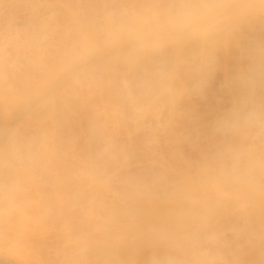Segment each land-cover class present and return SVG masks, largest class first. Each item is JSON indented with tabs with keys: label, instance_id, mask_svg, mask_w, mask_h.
<instances>
[{
	"label": "bare ground",
	"instance_id": "bare-ground-1",
	"mask_svg": "<svg viewBox=\"0 0 264 264\" xmlns=\"http://www.w3.org/2000/svg\"><path fill=\"white\" fill-rule=\"evenodd\" d=\"M5 1V0H4ZM9 1V0H8ZM7 1V2H8ZM15 0H13V2H14ZM19 1H21V2H18V0L17 1H15L16 3H21L22 5H19L18 7H19V9H18V7H17V5H15L16 3H13L12 2V6H16L15 7V9L13 8V9H11V11L12 12H10V11H7V15H8V12H10V14H12L14 11H16V9H17V11H16V13L18 12V10H20V9H22L23 8V5L25 4L26 5V7H25V5H24V10L22 9V11H20V14L18 13V14H16L15 15V12H14V16H16V20H17V17L19 18L17 21H19L20 23H21V21H32V22H30V23H32L33 24V22L36 24L37 22H41L40 23V27H42V29L44 28L45 30L44 31H41L40 29L41 28H39V26H38V24L39 23H37L36 25H33V27H35V30H39L40 32H41V35H40V33H38V32H35V33H33L35 30H33L32 31V35H31V33H30V29H29V31L27 30V31H25V29H24V31L26 32L25 34H23V36H22V39H24V40H20L19 39V34L20 35H22V33H20L21 31H19V28H18V32L17 33H19V34H17L18 36H16V35H14V33H12V32H16L17 30L16 29H14L12 32H11V29H13L12 28V26H11V24H9L10 23V21L9 20H7L8 18H9V16H12V15H10L9 14V16H6L5 18H3L2 17V13L4 12H6V9H5V11L4 10H2L1 9V7H0V9H1V11H3L2 13H0V15H1V17L3 18L2 19V21H0V22H2V24L0 23V27L2 28V30L4 31V29L5 30H7V33H9V32H11L13 35H14V37H16V38H13L12 36L13 35H11V36H6V31H1L0 32V34H2V32L5 34H3V35H1L0 36V38L2 37V38H4V39H6L7 37H8V39L7 40H9V41H7V42H9L8 44H6V46H1V45H5V42L3 41V42H1V44H0V89H2V88H4V90H5V87H7V88H10L11 89V91L13 90V87H12V85L13 84H15V85H13V86H15V90H14V92L13 93H10L9 92V95L10 94H12V96H5L4 97V95H3V97H1L0 96V100L2 101V104H3V106H1L0 108H4V112H6V113H8L7 115H5V119H4V115L0 118V119H2L1 120V124H0V134H1V132L2 131H4V130H6V126H7V123H8V121L10 120V119H12L13 117H16V116H20L21 115V112L23 113V111H26L27 112V109H28V107L34 102L33 101V99H37V100H39L42 104L43 103H47V102H45L46 101V99L44 98L45 96H46V94H47V92L48 91H50V89H52V88H50L51 86H57V85H59L61 82H64L65 83V81H67V84L69 85L70 83H71V85L73 86L74 84H72V81H73V83H77V85H80V86H83V87H81V89L79 88V90L78 89H76L77 90V92H76V97H77V95L79 96V97H77V100L76 101H78V103H76V105H74V106H76L75 108H77V112H75V108L73 107V109H75L74 110V112H71V111H69L68 110V108L71 110L72 108H70V106H69V104L67 105L66 103V105H67V107L65 106L64 107V109L65 108H67V110H68V112L67 113H69V112H71L70 114H68L67 116H66V118L63 116L64 114H62L61 115V117H60V115H58L57 114V111H58V109L61 107H59V106H56V105H53L52 103V105L53 106H55L54 108L56 109H54V110H52L53 112L54 111H56V113L54 112V116L55 115H58V116H55L56 118L57 117H59L60 118V120H61V118L63 119L64 118V120H62L63 121V126H62V129H63V131H65V133H63L62 131H61V122H60V120L59 119H54L52 116V118L54 119V121L51 123L50 121H49V119H48V121L50 122V124H49V126L51 125V127H47L46 125L44 126V124L45 123H47L48 124V122L47 121H45V120H43V117L41 118V116H39V118H40V120L42 119L44 122V124H42L41 123V121L39 122V123H41V124H38L37 122H38V120H39V118L37 119V117L38 116H36L35 118L37 119V121L35 120H33L32 119V122H31V120H29V119H31V118H33L34 117V115H33V113H30L29 111L27 112L28 113V115L30 114V116L31 115H33V117L31 116V118H27V116H24V118L26 117L27 118V121H29V123L28 124H33L32 126H26V123H24L25 125H24V127H27V128H23L22 126V129H25V130H27L28 129V127H31L30 129L32 130V127H33V131H29V135H28V133H25V134H27V136L25 137H23V135L21 134H18V128H17V123L16 124H13L14 125V127H10L12 130L15 128V130L17 129V131L16 132H14V131H11V133L12 134H10V133H8V134H10V140H9V138H6L7 140H6V144L8 143L9 145H7V146H5L4 148L3 147H1L0 146V157L1 156H3L4 154L3 153H8V155H11V157L12 158H15V159H17V160H19V159H25V157H26V155H27V157H30L31 158V160L29 159V158H27V160L25 159V160H23V161H27V163H28V165H27V163L25 164V162H24V164L23 165H25L23 168L24 169H30V170H26V171H31V173H35V172H33L35 169H40L39 168V166H40V164H41V168L44 170V168H43V164H42V162H44L45 160L47 161L48 160V158H50L51 156V158H53V156L55 157V156H57L58 158V160H59V156L61 157V156H63V155H65L64 153L66 152H68L69 151V153H67L66 155L68 156L67 158L69 159V158H71L73 161H75L76 163H73L74 165L75 164H77V165H73V164H69L70 162H68V159H66V156H64V159H66V161L68 162H64V163H60L61 165H57V166H61V169H62V171H65V169L64 168H67V167H64V166H70L69 167V169L67 168V170H66V172L64 173V172H62V175H61V177L62 178H64L63 176L65 175V174H67V175H65V179H62L61 177H60V179L61 180H65V181H67V180H69L68 181V183L67 182H60V180H58V178H59V176H60V173L58 174L56 171H55V169L53 170L52 169V173H53V171H55L54 172V176H52V175H50V176H52L53 178H54V180L55 179H57L58 181H59V183H57V181L55 180L54 181V183H52V184H57V185H61L62 183V185L65 187L66 185V183H67V185L69 184V182H73V179L71 180L70 178L71 177H73V174H76V175H78V177L77 178H75V180L74 181H76V183L75 182H73L72 183V185H73V194L75 193V194H77L76 196H77V199H78V205H76V201L73 203V204H75L76 206H78V208L76 207V209L78 210V211H80L81 213H84V214H90V216H87L88 218L86 219V220H83V223L84 222H87V221H89V223H96L97 221H95L96 220V214L97 215H99V214H101V212H102V214H105L106 216H107V218L106 219H104L105 218V216H104V220H105V222H106V220H107V222L109 221L110 222V224L111 223H114V224H111V225H114V228L112 229V227L110 228L111 230H106L107 228H109V227H107L106 229H105V235L104 236H106V240H104L105 239V237L104 238H102L104 241H106L107 243H108V240L109 239H111L112 240V242H113V245H114V243H116L115 241H117V242H119V243H117V245H116V247H118L119 249H118V252H120V253H122L123 255L124 254H126V256H124L126 259H128L129 257L130 258H132L131 256H133V257H135L136 258V262H137V258L138 257H136V255L137 254H139V253H137V254H134V253H136V252H138V251H136V249H134V255H131V254H129V255H127V249H125L126 248V246H129V244L133 247V245H138V244H140L138 241H136V244H134L133 242V245H132V243H131V241L133 240V241H135L136 239H137V235L140 233V232H144V227L142 228L141 226L143 225V224H145V223H143V222H146V221H150V219L148 218V220L146 219V221H144L145 220V217L143 218L144 220H142L141 219V221L142 222H139V224H141L142 223V225H140L139 227H138V225H137V227L138 228H142V229H138L137 227L135 228V223H136V220H135V218L140 214V218H141V216H144V215H141L143 212H141L142 211V208H141V211H139L138 213V215H137V213L135 212V211H138V210H140V208L138 209V207H136L137 206V204L136 203H139L140 201H142L141 200V198H144V197H146V195L145 194H143V195H145L144 197L143 196H141L142 195V193H144V192H146L147 191V189L145 190V189H143V191L144 192H142V190L140 191V193H141V195L139 194H136L135 195V197H136V199H135V197L133 198V196H134V194L135 193H137V192H139V189H141V188H139V186H138V191L137 192H135V187L134 188H129L127 185H130V184H128V182H127V179H129V180H131V178L134 176V174L133 173H135V172H137V170H139L140 172H141V170H143V169H146V167L148 166V163H146V162H144V163H141V161H143L142 159H138V160H140V162L138 161L137 163L139 164V163H141V164H139V165H137V163H135L136 164V167L134 166V168L132 167V169L131 168H129V167H127L128 166V164H129V160L128 159H130V158H132L131 156H134V155H136V153H138V152H134L133 150L136 148H134L132 151H128V150H131L130 148L128 149L127 148V150H126V145H132V147H134L136 144H134V143H131V142H133L134 140H131V136H129V134L131 135V133L129 132V128H126V130H125V136H124V138L122 137V138H120V137H118V134L120 133V131H119V127H120V123H124V124H126V125H128V124H133V128L134 129H137V130H141L142 131V133H144L145 132V134L147 133V136L148 135H150V136H155L156 138L157 137H160V134L163 136V138H169L170 139V136L171 135H174V136H176L178 139V141H179V139H181V140H183V139H185L186 137H184V138H179L177 135H180V134H182V136H183V134H185V133H190L189 131H194V133H196V129H197V131H198V133H199V129H201V127L200 128H194V127H192L191 125H190V121L192 120V119H190L191 118V110L195 107V105H197V102L196 101H193V97H191V94H188V92L189 91H187L186 89H188L187 88V86L186 85H183V84H181V82H179L178 80V82H175L174 81V79H173V81H172V83H170V84H168V88H167V90H166V93H167V96L165 97V98H161V99H159V101H151L152 103H150V102H148V101H146V106H142V104L145 102L144 100H143V102L142 101H137V99L136 100H133V96L131 95V92H130V90H131V87L130 86H128L127 85V80H126V78H127V76H126V72L124 73L123 71V73H119L118 71H119V66H121V65H123V66H127V67H131V66H138L137 67V69L138 68H142L141 66H139L138 64H135V65H130L129 64V61L131 60V58H132V56L135 54V55H138L137 54V52H147V56L148 57H150V58H152V60L154 59V65L153 66H155V69H153L154 67L152 66V68H150L151 69V71L150 70H147V68H146V70L145 71H138L139 73H135V71H136V69H135V71L133 72V76H131V79H132V77L135 79V81L134 82H137V83H133V85L135 84V85H137V84H139L138 82H142L143 83V81H145V80H147L146 78H148V76L150 77V73H152V74H155L156 72L157 73H159V68H160V66H158V64H159V61H161V63L162 62H164L165 64L166 63H169L172 59H175L174 58V56H173V58L171 59V57L172 56H170V55H172V54H170L169 53V49L171 48V49H173L176 53H178V55L180 54L181 56H178V57H180L179 59H176V61H178V62H181V61H183L184 62V66L183 67H185V71H183V72H185V78L187 79H192V78H194V72H195V70L194 69H192L191 67V69L189 68V66L188 65H190V63L188 62L189 61V59L190 58H192V57H194L195 58V56L194 55H196V54H204V53H206L207 54V56H205V58L206 59H208L209 61H210V63H219V58H218V54H219V51H217V50H215V49H217V45H218V39H220V37L218 38V39H214V38H212L210 35H212L213 36V34H209L208 35V32L209 33H211V32H214V31H211L210 32V30H212V29H214L215 30V28H213V27H211V25H209L210 23H207V22H209V21H205L204 20V18H203V20H202V18H199V20L201 19L202 21L201 22H198V20H197V17L196 18H193V19H195V20H197V22L198 23H202V24H199V27H195V25H196V22L193 24V23H191L192 22V20L190 19V18H188L187 19V14L189 13V12H192V13H194L195 14V12L197 11V10H203V8H198L197 9V7H199L198 6V4H200V3H198L197 1V4L195 3V2H193V1H195V0H193V1H189L188 3L186 2V4H185V0H184V2L183 1H180V3H177L176 1L175 2H172L173 0H165L164 2L166 3L164 6H163V4L164 3H162L163 2V0H157L158 2H156V0H154L156 3H153L152 2V0H151V3H149V1L147 2V4H148V6H145V7H143V5H141V10H140V3L139 2H135V1H140V0H134V2H132L131 0V2L133 3V5H131L132 3L129 1V0H124V1H128V2H125L126 4H129L130 3V5L127 7L126 6V4L123 2V0H119V3H117V4H115L116 2V0H99L98 2H97V0H95L94 1V3H92L93 5H91L90 3H89V7H88V3L86 4V5H81L82 3H80L81 1H83V0H78V3H76L77 1H75V0H70V1H72V3H73V5H72V3H71V5L69 4L68 6L69 7H67V8H65L64 9V7H65V5H63L62 3H61V1L59 0H57L58 1V3H56L55 2V0H19ZM85 1V0H84ZM202 1H204V0H202ZM215 1V0H214ZM219 1V0H218ZM218 1L216 0V3H218ZM228 1V0H227ZM226 0H225V2H227ZM235 2H234V5H231L230 6V9L232 10H234V7L233 6H235L236 8V11L234 10V13H232V11L229 9V7H227L226 9H228V10H230V11H226L225 10V8H218V6H217V11H218V9H219V11H222V12H220L219 14H221V15H224V17H225V20H228L229 21V29L231 30H234V31H232V32H236V36H227L228 38H226V40H225V42L223 43L222 41V45H221V48L224 50L223 52L225 53V57H227L226 59L228 60V62H230V65H228V67L227 68H229V67H231V68H233V66L231 65V63H233V65L235 66V65H237V66H240L241 65V63L244 61V62H246L245 64L243 63L241 66L243 67V65H245L244 67H245V70H244V68H240V69H238L237 67H234V68H237V69H228V70H225V71H223L222 69V71L221 72H219V73H214L212 76H211V80H212V82L213 83H215L214 85H221V82H223L224 84L226 83V82H228L226 85H228V84H230L231 86H233V89L228 93L229 95H231L229 98H231L230 99V104H229V106L227 107L226 105L228 104H224L225 103V101L224 102H222V100H221V102H220V100H218L217 99V97H215V99H217L218 100V103H219V106L221 107V108H223V105L226 107V108H224V109H219L218 110V112L219 113H216V116L214 115L215 114V111H214V113H213V118L214 117H216L217 118V122H216V119H215V122H214V120H213V122L211 121H209L210 123L208 124V125H205V126H207L206 128H205V132L206 133H209V138H210V141L209 142H212V141H215L213 144H215L216 143V141L218 142L219 140H220V137H222L220 134H223V133H225V132H227V130H229L228 132H229V134L228 135H232L231 137H230V139L228 138H226L225 137V139H224V137H222V139L217 143V144H219V143H221V141L223 142L224 140V143L226 142V145L227 146H225L224 144H222V145H224V146H218L217 144H215V146L217 145V147L219 148H209V150L208 151H206L205 152V150H207V148L205 149H203L204 151L202 152V154H198V156L199 155H201V161H203L202 162V165H203V163H205V164H207V163H209V162H211L210 164H212L211 165V167H213L212 169H210V171L209 170H205L204 169V173L206 174V176H207V180L208 181H210V180H214L215 178H217L218 176H220L221 175V173H222V168H223V170H224V167H225V165H226V167L228 166V170L229 169H232V171H234V172H236L235 174L237 175L238 173H239V171L241 172V169L242 168H244L242 165H240V164H244L245 163V160H247L246 161V165L247 166H252V169L254 170V171H252V172H254L255 174H262V173H264V170L262 171V173H260L261 171V169H262V167L264 166V133H259L260 134V136H258L257 135V131L256 130H253V132L254 133H252L256 138H258V137H260L259 139H261V141L262 142H260V144H261V148H259L258 147V145L256 146V147H258V149H261V150H258L255 146H252V150L251 151H249V148H251V146L249 147V148H247L246 149V147H245V149H246V154L247 155H249V156H247L246 154H245V156H247V158L245 157V159H244V161H242L241 162V160L240 159H238L237 161L236 160H234V162L232 161V162H230V164H231V166H229V164H228V162L227 161H229L228 159H230L231 158V156H229V154H230V149L231 148H233V146L231 147V148H229L228 147V145L231 143V144H233L232 143V141H233V139H234V141L237 139V138H239V140H238V142L239 141H242V140H245V139H243V137L244 138H246V139H249V138H251V136H253V135H249V134H247V133H250L249 131H247V130H245L244 128H243V126H242V122H243V119H244V116L246 115V112L247 111H250V110H252V109H259V110H261V111H264V93H263V91H264V87L262 88H260L259 86L261 85V82L263 81V83L262 84H264V80L263 79H261V78H264L263 77V75L264 74H262V73H264V71H263V63H264V60H263V57H264V47H262V45H264V44H262L263 42L262 41H264V0H234ZM59 2L61 3V6H60V4H59ZM65 2V1H64ZM67 3H69V1L67 0L66 1ZM96 2V3H95ZM121 2V3H120ZM123 2V3H122ZM141 2V1H140ZM143 2V1H142ZM162 4H161V3ZM168 2V3H167ZM205 2V1H204ZM210 2V1H209ZM213 2V1H212ZM220 2H221V0H220ZM4 3V2H3ZM135 3V4H134ZM136 3H138V4H136ZM211 3V2H210ZM224 2H222V4H223ZM227 3H232L233 4V1L231 2V0H230V2H227ZM227 3H224V5L225 6H227ZM14 4V5H13ZM55 4L57 5V7L59 6V8H58V10H57V8H56V6H55ZM96 4V5H95ZM146 4V3H145ZM146 4V5H147ZM151 4H154L153 6H152V8H151ZM197 6H196V5ZM212 4H215L214 2L212 3ZM62 5H63V7H62ZM205 5H207V6H211V5H209L208 3H206ZM228 5H230V4H228ZM9 6V5H8ZM7 6V7H8ZM22 6V7H21ZM165 6H166V8H165ZM202 6L204 7V9H206V12H207V8L204 6V4L202 3ZM221 6V5H220ZM62 7V8H61ZM151 8L150 10H152V15H151V12L149 11V9L148 8ZM189 7V8H188ZM200 7H201V5H200ZM212 7V6H211ZM222 7V6H221ZM233 7V8H232ZM9 9H10V7H8ZM60 8L62 9L61 11H60ZM143 8H146L145 10H143ZM9 9H7V10H9ZM147 9H148V11L149 12H146L147 11ZM164 9V10H163ZM197 9V10H196ZM212 9H214V8H212ZM215 9H216V7H215ZM211 10V9H210ZM59 11V12H58ZM63 11H65V12H63ZM212 11V10H211ZM214 11H216V10H214ZM22 12V13H21ZM198 12V11H197ZM196 12V13H197ZM205 12V11H204ZM213 12V11H212ZM3 13V15H5ZM150 14V16L149 15H147V14ZM200 13V12H199ZM203 13V12H202ZM208 13V12H207ZM207 13H205V14H207ZM214 13V15H215V12H213ZM212 13V14H213ZM190 14V13H189ZM198 14V13H197ZM205 14H204V17H205ZM210 14V13H209ZM19 15V16H18ZM60 15V16H59ZM214 15H209V16H207L206 15V17L205 18H208V20H210V21H212L211 19H209V18H211V16H213V17H215ZM14 16H13V20H12V18L10 17L9 19L10 20H12V25H14L13 24V22H14ZM148 16L150 17V18H152L153 19V21H155V22H157L158 21V23L155 25V23L153 24H151L150 22H149V20L148 19H150V18H148ZM189 16H193V15H189ZM8 17V18H7ZM200 17V16H199ZM203 17V16H202ZM217 17H218V19H219V17L220 16H218L217 15ZM7 18V19H6ZM59 18H61V19H64V20H60L59 21ZM126 18H128V19H126ZM221 18V17H220ZM215 19H217V18H215ZM214 19V20H215ZM222 19H224V18H222ZM0 20H1V18H0ZM5 20H7L6 22H9L8 24L10 25V27H11V29L8 27V24H6V23H4V25L6 24V26L8 27H6V26H4V29H3V27L1 26V25H3V21L5 22ZM15 20V21H16ZM21 20V21H20ZM127 20V21H126ZM224 20V21H225ZM16 21V22H17ZM36 21V22H35ZM150 21H151V19H150ZM191 21V22H190ZM217 21V20H216ZM19 22H17L18 24H19ZM206 22V23H205ZM218 22H219V20L217 21V25H218ZM28 23V22H27ZM198 23H197V25L196 26H198ZM215 23V22H214ZM224 23V22H223ZM16 24V23H15ZM17 24V25H18ZM26 24V23H25ZM25 24H23V26H25ZM211 24H212V22H211ZM227 24H228V22H227ZM17 25H15V27H23L22 25L21 26H17ZM216 25V24H215ZM28 27H29V25H27ZM27 26L25 27V28H27ZM38 26V27H37ZM226 26V25H225ZM14 27V28H15ZM30 27L32 28V25H30ZM216 27V26H215ZM217 27H219V25L217 26ZM20 28V29H21ZM223 28V27H222ZM225 28V27H224ZM227 28V27H226ZM8 29L10 30V31H8ZM28 29V28H27ZM219 29V28H218ZM217 29V30H218ZM221 29V28H220ZM16 30V31H15ZM48 30V31H47ZM228 30V29H227ZM22 32H23V28H22ZM221 33H222V31H220ZM24 33V32H23ZM27 33H28V36H26L27 35ZM43 33V34H42ZM214 33H217L216 32V30H215V32ZM228 33H229V31H228ZM16 34V33H15ZM30 34V35H29ZM231 34V33H230ZM235 34V33H234ZM8 35H10V33L8 34ZM25 35V36H24ZM221 35V34H220ZM31 36V39H30V41H28V42H26L27 41V38L29 39V37ZM217 36V35H216ZM223 36H225V35H223ZM223 36L221 37V38H223ZM9 37H10V39L12 40V41H10V39H9ZM23 37H26V39L25 38H23ZM215 37V36H214ZM218 37V36H217ZM238 37H243L242 38V40H240V39H238ZM18 38V39H17ZM18 41H17V40ZM213 39L214 40H217V42L216 41H213ZM245 39H248V40H245ZM16 42H15V41ZM20 40V41H19ZM223 40V39H222ZM26 43H25V42ZM220 41V40H219ZM13 42H15V44L16 45H14L13 44ZM19 42H21V43H23V44H19ZM220 42V43H221ZM4 43V44H3ZM11 43L13 44L12 46H10L11 48H9V46L8 45H11ZM6 47H8L6 50H5V48ZM12 47H14V48H12ZM208 47H211V48H213V49H210V48H208ZM10 49V50H9ZM12 49V50H11ZM172 50V51H173ZM221 50V49H220ZM173 51V52H174ZM200 51V53H198ZM206 51V52H205ZM195 52H197V53H195ZM203 52V53H202ZM220 52H222V51H220ZM176 53H175V55H176ZM190 53H195L194 55H191ZM223 54V53H222ZM134 55V56H135ZM142 55H143V53H142ZM192 56V57H190V56ZM141 56V55H140ZM139 56V57H140ZM146 56V57H147ZM263 56V57H262ZM145 57V56H144ZM222 57V56H221ZM259 57V58H258ZM134 58V57H133ZM137 58H138V56H137ZM135 59V58H134ZM138 59H140V58H138ZM222 59V58H221ZM225 59V60H226ZM137 60V59H136ZM188 60V61H187ZM224 60V61H225ZM132 62H131V64L133 63L134 64V62H133V59L131 60ZM192 61V60H191ZM195 61V60H194ZM206 61V60H205ZM223 61V60H222ZM237 61V62H236ZM137 62V61H136ZM135 62V63H136ZM142 62V61H141ZM177 62V63H178ZM183 62H181L182 64H183ZM138 63V62H137ZM148 63V62H147ZM181 63H180V65H181ZM221 63V62H220ZM225 63L227 64V62L225 61ZM150 64V63H149ZM165 64H163V65H165ZM200 64V66H201V63H199ZM198 64V65H199ZM205 64V63H204ZM222 64V66H223V63H221ZM141 65V64H140ZM159 65H161V64H159ZM178 65V64H177ZM220 65V64H219ZM143 66V65H142ZM188 66V67H187ZM205 67H206V65H204ZM221 66V65H220ZM246 66H247V68H246ZM261 66H263V67H261ZM145 67V66H144ZM147 67V66H146ZM175 67H178V66H176L175 65ZM182 66H179V68H181ZM260 67H261V70L263 71H261L260 70ZM122 68H124V67H122ZM121 68V69H122ZM135 68V67H134ZM188 68V69H187ZM209 68V67H208ZM125 69V68H124ZM156 69H158V70H156ZM243 71H242V70ZM247 69H249V71L247 70ZM131 70V69H130ZM205 70H207L206 68H204L203 69V71L205 72ZM234 70V71H233ZM121 71V70H120ZM127 71V70H126ZM202 71V72H203ZM259 71V72H258ZM100 72H101V75H104L103 77H98V76H100ZM137 72V71H136ZM153 72H155V73H153ZM173 72V71H172ZM248 72V73H247ZM251 72H253V74H255L256 72L258 73V75H257V77L255 76L254 78L251 76L252 75V73L250 74ZM99 74L98 76H96L97 74ZM129 73V72H128ZM256 73V74H257ZM175 74V73H174ZM177 74H178V68H177ZM177 74H175V75H177ZM159 75V74H158ZM174 75V76H175ZM179 75H180V73H179ZM198 75V74H197ZM203 75V74H202ZM249 75H250V77H249ZM157 76V75H156ZM173 76V75H172ZM130 77V76H129ZM201 77V76H200ZM204 77V76H203ZM209 77V76H208ZM88 78V79H87ZM95 78H96V81H95ZM99 78V79H98ZM151 78V77H150ZM154 78V77H153ZM171 78V75H170V77H169V79ZM172 78H174V77H172ZM175 78H177V77H175ZM179 78H180V76H179ZM257 78H259V79H257ZM79 79H81V80H79ZM130 79V78H129ZM155 79V78H154ZM203 79V78H202ZM201 79V80H202ZM79 80V81H78ZM158 80V79H157ZM161 80V79H160ZM172 80V79H171ZM193 80V79H192ZM256 80H258V81H256ZM71 81V82H70ZM118 81H122L123 82V86H118V84H117V82ZM129 81V80H128ZM154 81V80H153ZM93 82V83H92ZM121 82V83H122ZM132 81H130V84L132 85V83H131ZM147 82V81H146ZM159 82V81H158ZM175 82V83H174ZM174 83V84H173ZM203 83V82H202ZM222 83V84H223ZM146 84V83H145ZM150 84V83H149ZM149 84H147V85H149ZM164 84V83H163ZM166 84V83H165ZM204 84V83H203ZM62 85H63V83H62ZM61 85V86H62ZM92 85V86H91ZM97 85L98 87L96 88L95 86ZM134 85V86H135ZM142 85V84H141ZM230 85H228V87L230 86ZM61 86H58V88L56 87L55 89L57 90V89H59V87L61 88V89H63L64 91H65V88H66V90L68 89V87H70V86H66V85H63L64 86V88H62ZM72 86H71V90H69L68 89V91H75V90H73L72 89ZM75 87H74V89L76 88V85H74ZM88 86H90V87H88ZM133 86V87H134ZM139 87H140V85H138ZM154 86V85H153ZM219 86L217 87V88H219ZM223 86V85H222ZM264 86V85H263ZM86 87H88V88H86ZM156 87V86H155ZM159 87V86H158ZM161 87V86H160ZM163 87V86H162ZM161 87V88H162ZM209 87H210V85H209ZM214 87V86H213ZM225 87V86H224ZM94 88V89H93ZM136 89H137V86L135 87ZM134 88V90H136ZM142 88V87H141ZM161 88H159V90L161 89ZM223 88V87H222ZM55 89H53V90H51L52 92L51 93H53V91H56ZM60 89V91L61 92H63V90H61ZM95 89H97V91H98V95L96 96V95H94L95 93H94V91L93 90H95ZM140 89V88H139ZM147 89V88H146ZM211 89V88H210ZM220 89H221V87H220ZM225 89H227V88H225ZM263 89V90H262ZM3 90V89H2ZM1 90V91H2ZM154 90H156V88H154ZM184 90H186V93H185V95L186 94H188L187 96H181L183 93V91ZM221 90H223V89H221ZM260 90V91H259ZM96 91V90H95ZM132 91V90H131ZM137 91H139V90H137ZM203 91V90H202ZM226 91V90H225ZM3 93H6L7 92V90H5V92L4 91H2ZM66 93H67V91H65ZM119 92V93H118ZM139 92H141V91H139ZM138 92V93H139ZM191 92V91H190ZM217 92V91H216ZM220 92H222V91H220ZM66 93H65V95H66ZM72 93V92H71ZM78 93H80V94H78ZM142 93V92H141ZM145 93V92H144ZM201 94H202V92H200ZM223 93V92H222ZM221 93V94H222ZM225 93V92H224ZM59 94H61L62 96H63V93H60L59 92ZM58 93L55 95V93H53V95L50 97V99L52 100V97L54 98V97H56L57 95H59ZM68 94H70L69 92H68ZM67 94V95H68ZM116 94H118L117 96H125V100L126 101H128L129 102V104H128V107H130L131 108V111L132 110H139V108L141 109L140 110V115L139 116H135V115H125L124 114V107H125V104L123 105L122 104V102H121V100H120V98H115L114 96H116ZM134 94V93H133ZM148 94V93H147ZM159 94V93H158ZM0 95H2V93L0 92ZM13 95H15V97H13ZM55 95V96H54ZM61 95H59V97L60 98H62L61 97ZM64 95V96H65ZM71 96H72V94H70ZM74 95H75V93H74ZM140 95V94H139ZM152 95V94H151ZM165 95V94H164ZM64 96H63V98H64ZM93 96H96V98H94ZM137 96V95H136ZM203 96V95H202ZM225 96V98H227V95H224ZM16 97L18 98V99H16ZM49 97V96H48ZM68 99H69V101H70V99L71 98H69V96L67 97ZM92 98H94L95 100L92 102ZM123 97H121V99H122ZM137 98H139V97H137ZM157 98V97H156ZM159 98H160V96H159ZM55 99H57L58 100V98L56 97ZM68 99H66V102L68 101ZM158 99V98H157ZM219 99H220V97H219ZM228 99V98H227ZM60 101H61V99H59ZM124 100V101H125ZM140 100H142V99H140ZM149 100V99H148ZM229 100V99H228ZM60 101H59V103H60ZM63 101H65V99H63ZM61 102L63 105H65L64 104V102ZM68 101V103H70V105H71V102H69ZM97 101V102H96ZM123 101V100H122ZM9 102L10 103H12L11 105L13 106V112L11 111V112H9L8 111V107H9V110L11 109L10 108V105H9ZM49 102H50V100H49ZM52 102H54V99L52 100ZM92 102V103H91ZM37 103H39V102H37ZM73 103V102H72ZM94 103H96V105L94 104ZM48 104H50V103H47L46 105H47V107L46 106H42L44 109L42 110V112H43V114L45 115V113L47 112V113H49L48 111H45V109H48ZM55 104H57V103H55ZM91 104H94V105H91ZM34 104H33V108H34ZM38 107L40 106V104L39 105H37ZM36 106V110H37V107ZM40 106V107H41ZM53 106H51L52 108H53ZM72 106V105H71ZM90 106H92L91 108H90ZM41 107V108H42ZM58 109H57V108ZM127 107V106H126ZM3 108L0 110L1 112H3ZM29 108H31V107H29ZM41 108H40V112H39V110H38V112H39V114L38 113H36V110L35 109H33V110H35V113L36 114H38V115H40V114H42L41 113ZM49 109L51 110V108H50V106H49ZM100 109V110H99ZM7 110V111H6ZM31 110H32V108H31ZM49 110V111H50ZM60 110H61V108H60ZM213 110V109H212ZM52 111H50L51 112V114H52ZM45 112V113H44ZM34 113V114H35ZM60 113H62L61 111H60ZM102 115H100V114ZM136 113V112H135ZM35 114V115H36ZM51 114H49V116L51 115ZM137 114V113H136ZM26 115V114H25ZM44 115H42V116H44ZM94 115V117H96L95 115H100L99 117H98V119H101L102 117H103V122H99L97 125H96V123H94L93 125H96L97 127H93V128H91V126L89 125V122H88V118L90 117V116H93ZM46 116H48V115H46ZM49 116L48 117H46V118H49ZM63 116V117H62ZM21 117V116H20ZM22 117H23V115H22ZM22 117H21V119H22ZM50 117V118H51ZM93 117V118H94ZM45 118V119H46ZM3 119H4V121H3ZM17 120V119H16ZM25 121H26V119H24ZM47 120V119H46ZM51 120V119H50ZM91 120V119H90ZM19 121V120H18ZM18 121H15V122H18ZM24 121V122H25ZM33 121H34V123L36 122L37 123V126H35L34 125V123H33ZM94 121H96V120H94ZM69 123V125H72V124H74V128H77V129H79V132H78V134H74V133H76V132H74L73 133V131L74 130H72L71 131V127L72 126H70L69 128H67V130H66V125L65 124H68ZM70 122H72V124L70 123ZM88 123V125L86 126V124ZM92 122V121H91ZM21 123V122H20ZM22 123H23V121H22ZM212 123V124H211ZM68 125V126H69ZM19 126V125H18ZM21 127H20V129H21ZM9 128V130H11ZM203 128H204V126L202 127V130H203ZM193 129H195V130H193ZM206 129H207V131H206ZM209 129V130H208ZM131 130V129H130ZM188 130V132H186ZM8 131V130H7ZM20 131H22V132H25V131H23V130H20ZM67 131V132H66ZM140 131V132H141ZM192 131H191V133H192ZM209 131V132H208ZM26 132H28V131H26ZM132 132V131H131ZM139 132V131H138ZM6 133V134H7ZM15 133H17L16 134V136H17V138H15ZM20 133V132H19ZM127 133V134H126ZM202 133H204V132H202ZM215 133H216V135H218V137H217V139H214L215 137H213V135L215 136ZM231 133V134H230ZM250 133V134H251ZM5 134V135H6ZM8 134H7V137H8ZM14 134V135H13ZM24 134V133H23ZM66 134V135H65ZM91 135L90 137H91V141H89L90 139H88L87 138V135ZM157 134H159L158 136H156ZM205 134V133H204ZM212 134V135H211ZM226 134V135H227ZM247 134V135H246ZM18 135H20V136H18ZM188 135H190V134H188ZM1 136V135H0ZM127 136V138L129 137L130 138V140H131V142L129 143V141H128V139H126V141H128L127 142V144L125 145V137ZM150 136H149V138H150ZM162 136H161V138H160V140L162 139ZM181 136V135H180ZM198 136V135H197ZM258 136V137H257ZM75 137H77V139H78V142L80 141V144L78 143V145H76V143H75V141H74V138ZM143 137H145L144 135H143ZM155 137H151V139L152 140H150V143H151V145H152V147L154 148L155 146H157V144L156 143H159V141H157V139L155 138ZM176 137H173V138H176ZM195 137V136H194ZM200 137V136H199ZM4 138V137H3ZM3 138H2V140H3ZM148 138V139H149ZM155 138V139H154ZM172 138V137H171ZM39 139V140H38ZM146 139V138H145ZM224 139V140H223ZM226 139L228 140V143H229V140H231V142L228 144L227 143V141H226ZM1 140V141H2ZM24 140V141H23ZM43 142V145H42V142ZM76 140V139H75ZM176 140V139H175ZM177 140H176V143L178 144V142H177ZM0 141V142H1ZM37 141V142H36ZM38 141H40L39 143H38ZM145 141V140H144ZM152 141H155V143H152ZM157 141V142H156ZM162 141H164V139L162 140ZM162 141H160V143H163ZM166 141H168L167 139L165 140V142ZM172 141H174V140H172ZM171 141V142H172ZM202 141V140H201ZM204 141V140H203ZM252 141V140H251ZM250 141V142H251ZM258 141L259 140H257V144H259L258 143ZM3 142L5 143V140H3ZM35 142V143H34ZM145 142H149V140L147 141H145ZM144 142V143H145ZM163 143V144H166V143ZM169 142V141H168ZM175 142V141H174ZM174 142H172V144L174 143ZM182 143H183V141H181ZM187 142V141H186ZM184 143L183 145H185V144H187V146H189L190 148H191V146H192V144L190 143V142H187V143ZM245 142H246V144H247V140H245ZM245 142L243 141V142H241V144H245ZM254 142V140L252 141V143ZM38 143V144H37ZM135 143H136V141H135ZM141 143H142V141H141ZM175 143V144H176ZM190 143V144H189ZM195 143V142H194ZM240 143V142H239ZM255 143V142H254ZM34 144V145H33ZM40 145V147H38V146H36V145ZM134 144V145H133ZM140 144V143H139ZM143 144V143H142ZM154 144H156L155 146H153ZM171 144V143H170ZM169 144V147L171 146ZM200 144V143H199ZM198 144V145H199ZM230 144V145H231ZM241 144H240V146H241ZM243 144V145H244ZM259 144V145H260ZM32 145H33V147H35L36 146V150H34V148L32 147ZM130 145V146H131ZM138 145V144H137ZM146 145V144H145ZM159 145V144H158ZM179 146L181 145L180 144V142H179V144H178ZM178 145H174V147L175 146H177V148H178ZM209 145V144H208ZM212 145V144H211ZM229 145V146H230ZM243 145H242V147H243ZM248 145V144H247ZM253 145V144H252ZM3 146H4V144H3ZM130 146H127V147H130ZM148 146V145H147ZM173 146V145H172ZM186 146V145H185ZM131 147V148H132ZM182 147V146H181ZM188 147V148H189ZM248 147V146H247ZM70 148H71V150H72V153H71V150H70ZM149 148V147H148ZM173 148V147H172ZM23 149H25V150H23ZM43 149V150H42ZM179 149V148H178ZM243 149H244V147H243ZM259 151V152H257V150ZM27 150V151H26ZM62 150H64V151H62ZM127 152H129L130 154V156L129 157H125L124 158V156H126L125 154L127 153ZM144 150V149H143ZM145 150H147V149H145ZM175 150L177 151V149L175 148ZM201 151H202V148L200 149ZM199 150V151H200ZM232 150V149H231ZM239 150V149H238ZM22 151H24V152H22ZM42 151H44V153L47 155H45V154H43L42 153ZM119 152V154H115V152ZM142 151V150H141ZM174 151V150H173ZM173 151H171L172 153H173ZM200 151V152H201ZM225 151H226V153H228V155L227 156H229V157H226L225 156ZM233 151V150H232ZM247 151H248V153H247ZM29 152V155L27 154ZM170 151H169V153H168V155L167 156H169L170 158H173V154L171 153ZM199 152V153H200ZM243 153H244V151H242ZM2 153V154H1ZM63 155H62V154ZM122 153L124 154L123 156H122ZM131 153H135L134 155L133 154H131ZM172 155H171V154ZM175 153V152H174ZM194 153V152H193ZM250 153V154H249ZM26 154V155H25ZM112 154L114 155H118L119 156V159H118V156H117V158H116V156L115 157H112ZM120 154H121V157H120ZM139 154V153H138ZM143 155H144V152L142 153ZM161 154V153H160ZM170 154V155H169ZM191 154H192V152H191ZM196 154V153H195ZM232 154H234V153H232ZM163 155H165V154H163ZM163 155H159V158H158V155H157V157H156V159L158 158V161L159 160H162V159H160V157H166V156H163ZM177 155H178V157H179V152L177 153ZM231 155V154H230ZM7 156V155H6ZM46 156V157H45ZM142 156V155H141ZM197 156V157H198ZM4 157V156H3ZM8 157V158H7ZM6 158L7 159H9V158H11V157H9V156H7ZM84 157V158H83ZM85 157H87V159H85ZM143 157V156H142ZM175 157H176V155H175ZM174 157V158H175ZM180 160H179V158H178V160H179V162L181 161V162H183L182 160H185V159H183L182 158V156L180 155ZM194 157V156H193ZM200 157V156H199ZM233 157V156H232ZM239 157H241V156H239ZM41 158H43V159H41ZM124 158V159H123ZM128 158V159H127ZM136 159L137 160V158L136 157H133L132 159ZM152 158H154V157H152ZM227 159V161H225V163H227V164H223V161H224V159ZM237 158V157H236ZM4 159V158H3ZM6 159V160H7ZM15 159L14 160H12V161H15ZM35 159H36V161H37V163H39L38 161H40L41 162V160H42V162L41 163H39V165H38V168H37V163L35 162ZM57 159H55V160H53V161H56ZM64 159L62 160V158H61V161H64ZM82 159H85V160H82ZM127 159V160H126ZM135 159L134 160H132V161H134L135 162ZM155 159V160H156ZM169 161H170V159L169 158H167ZM177 159V158H176ZM174 160V159H171V160H174L173 162H175V161H177L178 162V160ZM1 160V159H0ZM10 160V159H9ZM29 160V161H28ZM33 160H34V163H36V167L33 165V164H31L30 163V165L31 166H29V162H33ZM50 161H51V159H49ZM167 160V161H168ZM192 160V159H191ZM199 161L200 160V158L198 159H195V163H196V165H195V167L198 165V167H197V169H199V166H200V164H201V162H199V163H197L196 161ZM231 160H232V158H231ZM240 160V161H239ZM262 160V161H261ZM11 161V160H10ZM10 162V163H13V162ZM21 161V160H20ZM126 161H129V162H127L126 163ZM154 161V160H153ZM153 161H151L150 163H149V165L151 166L152 164H153ZM165 161H166V159H165ZM164 161V159H163V162H165ZM1 162H2V164L4 165L5 163H7L6 161H2L1 160ZM49 162V161H48ZM59 162H60V160H59ZM58 161H57V163H59ZM99 162H101V163H99ZM160 162V161H159ZM162 162V163H163ZM171 162V161H170ZM193 162V163H194ZM241 162V163H240ZM244 162V163H243ZM14 163H16V161L14 162ZM46 163V162H45ZM44 163V164H45ZM99 163V164H98ZM108 163H111L112 164V169H110L109 167H108ZM154 163H155V161H154ZM161 163V162H160ZM161 163V164H162ZM169 163V162H168ZM172 163V162H171ZM2 164H0V167H1V165ZM19 164H20V162H19ZM19 164L18 163H16L15 165H17V167L19 166ZM47 164L48 163H46L45 165L47 166ZM56 164V163H55ZM97 164V165H96ZM132 164V163H131ZM130 164V165H131ZM167 164V163H166ZM210 164H208V166H207V168L206 169H209V165ZM2 165V166H3ZM10 165H13V164H10ZM22 165V164H21ZM21 165H20V167H21ZM26 165L27 166H29L28 168H26ZM33 165V166H32ZM49 165H53V164H50L49 163ZM99 165V166H98ZM174 165V164H173ZM246 165H244V166H246ZM51 166H49V167H51ZM57 166H55V167H57ZM64 168H63V167ZM74 166V167H73ZM153 167L155 166V164H153L152 165ZM192 166V165H191ZM4 167V169H6V165L5 166H3ZM7 167H10V166H8V164H7ZM12 167H14V166H12ZM12 167H10V168H8V169H11V171H12ZM16 167V166H15ZM14 167V168H15ZM32 167H35V169L34 168H32ZM99 167V168H98ZM156 167V166H155ZM194 167V165H193V168H195ZM242 167V168H241ZM2 168V167H1ZM0 168V169H1ZM14 168H13V171H14ZM22 168V169H23ZM54 168V167H53ZM139 168H142L141 170L139 169ZM264 168V167H263ZM17 169H19V170H17L16 171V169H15V171H16V173L18 174V172H20L22 169H20V168H17ZM32 169H34L33 171H32ZM46 169V171H48V170H50V168H48V170H47V167L45 168ZM57 169V168H56ZM154 169V168H153ZM197 169H194V171L195 170H197ZM226 169V168H225ZM250 169V168H249ZM43 170H41L40 169V171H39V173H38V176H37V178L35 177L34 178V174H31L32 176H30V173H29V176L30 177H32V178H34V181H32V182H36V184L35 185H39V183H40V186H39V188L41 187V186H43V187H41V189H43L44 188V186H45V188H46V186H47V188H46V190H48V189H50V188H52L53 187V185H52V187L50 186V188H48V184L49 183H47L46 182V184L44 183V182H42L41 180L43 179H40L39 180V178H40V176H39V174H41L42 172H43ZM1 171H3V170H1ZM0 171V172H1ZM7 171V169L5 170V172ZM58 171H59V169H58ZM61 171V170H60ZM59 171V172H60ZM74 171V172H73ZM75 171H77V172H75ZM207 171H209V172H207ZM225 171L226 170H224L223 171V173H225ZM248 171V170H247ZM251 171V170H250ZM257 171H259V172H257ZM48 172H51V171H48ZM238 172V173H237ZM249 172V171H248ZM8 173V171L6 172V174ZM23 173H25V174H27L26 172H25V170H23V171H21V173H19L20 174V177H23V175H25V174H23ZM227 173V172H226ZM8 174H10V173H8ZM7 174V175H8ZM14 175H15V173H13ZM12 174V175H13ZM15 175V177H16V179H18V182H19V180H20V182H19V184H23V183H21V181H22V178H20V177H18L17 178V176L19 175ZM22 174V175H21ZM45 174L46 173H44V176H45ZM143 174V173H142ZM234 174V175H235ZM1 175H4V173L2 172V174ZM11 175V176H12ZM13 175V176H14ZM36 175H37V173H36ZM47 175L49 176V174L47 173ZM144 175V174H143ZM142 175V176H143ZM146 175V174H145ZM11 176H5L4 175V177L6 178H10L9 180H10V182H12L11 181ZM26 176H28V174L26 175ZM28 176V177H29ZM50 176H49V180L46 178L47 176H45V178H44V180L43 181H46V180H48V181H51L50 180ZM131 176V177H130ZM251 176V175H250ZM4 177H1L0 176V178L2 179V178H4ZM42 177V176H41ZM129 177V178H128ZM145 177V176H144ZM25 178V180H27L26 178L27 177H24ZM32 178H29L30 180L32 179ZM142 178V177H141ZM0 179V181H2ZM13 179V178H12ZM35 179H36V181H35ZM38 179V180H37ZM77 179V180H76ZM100 179H102V181L103 182H97L98 180H100ZM206 179V178H205ZM4 180V179H3ZM6 180V182L8 181L7 179H5ZM5 180H4V182H5ZM24 180V181H25ZM53 180V179H52ZM16 181V182H15ZM40 181V182H39ZM113 181H116L115 183L117 184V185H113L112 183H113ZM23 182V181H22ZM28 182V181H27ZM32 182H30L31 183V190H32V187H34V184H33V186H32ZM39 182V183H38ZM111 182V183H110ZM127 182V183H126ZM143 182V181H142ZM227 182V181H226ZM9 183V182H8ZM13 183V182H12ZM12 183H10V185L12 184ZM15 183H17V180H15L14 179V184L13 185H11V186H16V184ZM24 183H26V182H24ZM42 183V184H41ZM75 183V184H74ZM137 183H138V181H137ZM148 183V182H147ZM4 184V183H3ZM18 184V183H17ZM28 184V186H26V187H29V183H27ZM146 184V183H145ZM176 184V183H175ZM174 184V185H175ZM222 184V183H221ZM6 185V184H5ZM9 185V184H8ZM8 185H6V187L7 188H9L10 186H8ZM61 185V186H62ZM151 185V184H150ZM149 185V186H150ZM166 185H170L169 183L167 184V183H165L164 184V186L162 185V190L164 191V189H163V187H165ZM257 185V184H256ZM23 186V188L25 187V185L23 184L22 185ZM56 186V185H55ZM75 186V187H74ZM135 186V185H134ZM167 186V187H168ZM172 187H174L173 185H171ZM177 186H178V184H177ZM177 186H176V188H177ZM230 186V185H229ZM257 186H259V185H257ZM263 186V185H262ZM1 187H3L4 188V186H2L1 185ZM13 187V189L14 190H16V188H18V185H17V187L16 188H14ZM20 187V186H19ZM38 187V186H37ZM37 187H34V188H37ZM68 187V186H67ZM70 187V186H69ZM130 187H132L131 185H130ZM144 187V186H143ZM206 187V186H205ZM6 188V189H7ZM39 188H37L36 190H38ZM44 188V189H45ZM58 187H54V189H57ZM66 188V187H65ZM72 187H70V189H71ZM1 189V188H0ZM10 190H11V188H9ZM13 189H12V191H13ZM25 189V188H24ZM41 189H39V190H41ZM59 189V188H58ZM126 189L128 190V191H130V192H126ZM159 189V188H158ZM182 189V188H181ZM180 189V190H181ZM256 188H254V190H255ZM258 189V190H257ZM255 191H256V193H257V191H261V189L259 190V188H257ZM264 189V188H263ZM2 190V189H1ZM4 190V189H3ZM18 190H20V191H22V193L24 194H26L27 193V195H21V197L20 198H16L15 196H17V193H16V191H18ZM18 190H16L15 191V193L16 194H14V192H13V194L15 195L14 196V198L13 199H11V197L9 198V195H8V200H12L13 201V203H11L10 202V204H14V203H16V202H19V204L21 203L22 205H21V209H22V206L24 205V207L26 206V202H30V201H26L25 202V200H26V198L27 199H31V201H32V199L33 198H29V197H31V196H29V194L28 193H32V192H29L30 190H28V188L26 189V191L25 190H22V188H20V189H18ZM27 190H28V192H27ZM45 190V192H51V191H46ZM64 190V189H63ZM131 190H134V193L132 194L131 193ZM149 190V193H150V189H148ZM165 190H166V187H165ZM179 190V189H178ZM210 190V189H209ZM236 190V189H235ZM5 191V190H4ZM0 192V193H4V194H6V193H10V192ZM7 191H9V190H7ZM11 191V192H12ZM34 191H35V189H34ZM33 191V193H35L34 194V196L36 197H38V195L37 194H39V191H35L34 192ZM156 191V190H155ZM253 191V190H252ZM19 192V191H18ZM36 192H38V193H36ZM43 193H45L44 191H42ZM41 191H40V193H42ZM52 192H53V194H54V192H55V194H54V196H56V195H58L59 193H58V191H54L53 189H52ZM51 192V193H52ZM126 192V193H125ZM133 192V191H132ZM152 192V191H151ZM171 192V191H170ZM262 192V191H261ZM260 192V193H261ZM20 193V192H19ZM18 193V194H19ZM21 193V194H22ZM49 193H46V194H41V195H43V198H44V200L45 199H48L46 196H47V194H49ZM56 193H58V194H56ZM147 193H148V191H147ZM163 193V192H162ZM183 193V192H182ZM195 193V192H194ZM244 193V192H243ZM4 194H3V196H4ZM11 194L12 193H10V196H11ZM13 194H12V196H13ZM53 194H51V195H53ZM62 194V193H61ZM66 194V193H65ZM71 194V193H70ZM127 194H128V197H126L127 196ZM132 194V197L131 196H129V195H131ZM208 193H206V195H207ZM211 194V193H210ZM222 194V193H221ZM250 194H253V196H254V194H255V192H251L250 191ZM50 195V194H49ZM50 195V196H51ZM69 195V194H68ZM151 195V194H150ZM149 195V196H150ZM177 195V194H176ZM176 195H173V196H176ZM188 195H190V194H188ZM237 195V194H236ZM262 195V194H261ZM1 196V195H0ZM2 196V197H3ZM20 196V195H19ZM18 196V197H19ZM22 196H23V199H22ZM24 196H27L26 198L24 197ZM50 196H49V201H46V202H50L51 201V199H50ZM139 196H141L140 198H139ZM152 196V195H151ZM150 196V197H151ZM173 196H172V199H174L173 198ZM186 196V195H185ZM185 196H184V199H185ZM211 196H213L212 194H211ZM227 196V195H226ZM225 194H224V198L223 199H225ZM238 196V195H237ZM250 195H248V197L247 198H251V196L249 197ZM258 196H260L259 195V193H258ZM2 197H0V198H2ZM5 197V196H4ZM4 197H3V199H4ZM33 197V196H32ZM34 197V198H35ZM36 197V198H37ZM39 197H41V196H39ZM38 197V198H39ZM59 197V196H58ZM79 197V198H78ZM81 197V198H80ZM130 197V198H129ZM147 197H148V194H147ZM149 197V198H150ZM177 197V196H176ZM179 197H181L180 195H179ZM190 197V196H189ZM205 197V196H204ZM217 197H219V198H222V196L220 195H218ZM216 197V198H217ZM234 197V200H233V198L230 200V202H232V204H233V201H235L236 199L235 198H237V197H235V196H233ZM239 197H241V196H239ZM238 197V198H239ZM22 199V200H19V201H14V200H16V199ZM43 198L41 199V200H43ZM56 198V197H55ZM130 200H129V199ZM133 200H132V199ZM138 198H139V200H138ZM153 198V197H152ZM183 198V197H182ZM192 198V203L189 201L188 202V206H185L183 209H177L178 207H181L180 205H181V202H180V204H179V206L178 207H176V209H174V210H171L172 212H171V214H173L174 216H176V217H178V218H176L175 217V219H177L176 221H178L179 223H182V221L181 220H183V219H186V217L187 216H183V215H181V214H183V213H185L186 215L187 214H189L190 212H191V210L194 208V206H196L195 204H193L194 202L195 203H197V204H199L198 202H196V201H194L193 200V197H191ZM208 199V195H207V197H205L204 198V200L205 199ZM215 198V199H216ZM25 199V200H24ZM58 199V198H57ZM68 199V198H67ZM147 199V198H146ZM178 199V198H177ZM186 199H188V196H187V198ZM213 199V198H212ZM222 199V200H223ZM228 199H230V197L228 198ZM242 199H244V197H242ZM242 199H239V200H241V202H243V201H245V202H243L244 204L246 203L247 204V200L248 199H246V197H245V199L242 201ZM259 199V198H258ZM5 200H7V199H5ZM35 200H37V199H35ZM35 200L33 199V201H32V203L31 204H35L36 205V203H35ZM39 200V199H38ZM60 200H63V199H60ZM65 200V199H64ZM69 200V199H68ZM68 200H66V201H68ZM80 200V201H79ZM138 200V202H134V201H137ZM157 200V199H156ZM180 200H182V199H180ZM202 200V199H201ZM200 200V201H201ZM222 200H220V201H218V198L216 199V200H213L214 202H212V203H214V204H217V203H215L216 201H218L219 203L222 201ZM238 200V201H239ZM251 200H252V198H251ZM250 200V201H251ZM0 201H2V199L0 200ZM4 201V200H3ZM24 201V202H23ZM52 201H53V198H52ZM74 201V200H73ZM149 201V200H148ZM172 201V200H171ZM194 201V202H193ZM199 201V202H200ZM224 201V203L223 202H221L222 204H224V205H226L225 204V200H223ZM5 202V205L6 204H8L9 202L8 201H4ZM37 202V201H36ZM43 202V201H42ZM42 202H38V203H41V205H44V204H42ZM54 202V201H53ZM184 202V201H183ZM205 202H206V200H205ZM251 202H253V201H251ZM24 203V204H23ZM44 203H45V201H44ZM48 203L46 204V205H48ZM55 203V202H54ZM66 203V202H65ZM142 203V202H141ZM139 204L140 206L142 205H144V204ZM169 203V202H168ZM173 203V202H172ZM185 203H186V201H185ZM201 203V205L202 204H206V203H203V202H200ZM227 203H229V202H227ZM235 203H237L238 204V202L237 201H235ZM249 203V202H248ZM255 203V202H254ZM253 203V204H254ZM257 203V202H256ZM255 203V204H256ZM4 203H2V205H3ZM33 204V205H34ZM51 204V206H52V203H50ZM59 204V203H58ZM68 204V203H67ZM72 204V203H71ZM146 204H149L148 202H146ZM151 204V203H150ZM175 205H177L176 203H174ZM249 204H251V203H249ZM253 204H251V211H253V212H256V214L258 215V213L260 214V212L262 213L263 211H260V212H258L257 210L256 211H254V210H252V206H255V205H253ZM259 204V203H258ZM264 204V203H263ZM263 204H261V205H263ZM46 205H44L43 206V208H42V206L40 207V205H38V207L39 208H41V209H45V210H47L46 212H48L47 214H45L44 212L42 213L41 212V215H40V218H43L44 219V215L43 214H45V215H47V217H46V219L49 221V219H48V216H49V218H51L52 217V215H57V213H59L60 211L59 210H61L62 208H59V207H56L57 209H53L54 207H55V205H54V207H52V209L53 210H51V206H50V210H51V213L53 212V211H56V210H58V211H56L57 213H53V214H51L50 213V210H49V206H47V208H44ZM138 205V206H139ZM152 205V204H151ZM154 205V204H153ZM153 205H152V207H153ZM162 205H163V207H165L164 205H166V204H163L162 203ZM171 204H169L168 206H170ZM212 205V204H211ZM18 206V208L20 207V205H17ZM17 206L15 207V206H11V207H15L14 208V210H15V213H17V218L19 219V220H21L22 222L24 221L23 220V217H25L27 214L26 213H24L26 210L25 209H28V204H27V206H26V208L25 209H22V210H24L23 211V213L24 214H26V215H24L23 213V217L22 216H19L18 214V212L20 211V208H19V210L17 209ZM31 206L32 205H29V207H30V210H31ZM58 206V205H57ZM155 206V205H154ZM157 206H159V205H157ZM223 206V205H222ZM246 206V205H245ZM244 206V207H245ZM0 207H2L1 206V203H0ZM23 207V208H24ZM33 207V206H32ZM38 207H36V208H38ZM133 207H135V208H133ZM166 207H167V205H166ZM165 207V208H166ZM175 207V206H174ZM173 207V208H174ZM213 207V206H212ZM219 207V206H218ZM233 207V206H232ZM248 207H249V205H248ZM257 207H259V206H257ZM262 206H260V210L262 209L261 208ZM264 207V206H263ZM6 208H8V209H6V210H9V207L8 206H6ZM34 208V207H33ZM144 208V207H143ZM35 209V208H34ZM136 209V210H135ZM138 209V210H137ZM153 209V208H152ZM156 209H157V207H156ZM155 209V210H156ZM160 209H162V207H159V211L161 212L162 210H160ZM170 209V208H169ZM240 209V208H239ZM257 209V208H256ZM264 209V208H263ZM5 210V211H6ZM13 210V211H14ZM18 210V211H17ZM30 210H28V211H30ZM36 211H38V209H35ZM44 210V211H45ZM131 210V211H130ZM133 210V211H132ZM163 210H164V208H163ZM205 210H206V208H205ZM241 210V209H240ZM250 210V209H249ZM4 210H2L1 212H4L6 215L7 214H9V213H6ZM17 211V212H16ZM71 211L72 210H69V212H65V213H71ZM76 211V210H75ZM130 211V212H129ZM159 211H156V212H159ZM0 212V213H1ZM8 212H10V210L8 211ZM27 212V211H26ZM32 212V211H31ZM63 212V211H62ZM100 212V213H99ZM153 212V211H152ZM159 212V213H160ZM167 212V211H166ZM169 212V211H168ZM167 212V213H168ZM208 212V211H207ZM210 212V211H209ZM208 212V213H209ZM4 213H2L1 215H3ZM11 213H13L14 214V212H12V210H11ZM36 213V212H35ZM51 214V216L50 215H48V214ZM64 213V212H63ZM63 213H61L60 212V214H63ZM164 213H165V210H164ZM248 213V212H247ZM4 214V216H6ZM20 214H21V211H20ZM30 214H32V213H30ZM30 214H28V215H30ZM40 214V211L38 212V215ZM157 214V213H156ZM184 214V215H185ZM211 214V213H210ZM217 214V213H216ZM249 214V213H248ZM247 214V215H248ZM256 214H254V215H256ZM263 214H264V212H263ZM263 214H261V215H263ZM0 215V216H1ZM34 215V214H33ZM54 215V216H55ZM66 215V214H65ZM168 215H170V213L168 214ZM207 215H209V214H207ZM206 215V216H207ZM249 215H251V214H249ZM4 216H1L3 219V221H4ZM10 216H13V215H10ZM15 216V215H14ZM115 217L113 220H112V217ZM134 216H136V217H134ZM153 216V215H152ZM151 216V217H152ZM155 216H158V215H155ZM161 216V215H160ZM164 216V215H163ZM161 217V218H159L158 217V219H161V221L163 220V218L164 217ZM167 216V215H166ZM170 216H172V215H170ZM169 216V217H170ZM174 216H172V217H174ZM252 216V215H251ZM8 218L7 219H12V217H10L9 218V216H7ZM29 217V218H28ZM32 217V216H31ZM30 216H26L24 219H29L30 220V218H31ZM62 217V216H61ZM67 217H69V215H67ZM132 217H134V218H132ZM139 217H137V218H139ZM149 217V216H148ZM168 217V216H167ZM190 217V216H189ZM199 217H200V215H199ZM6 218V217H5ZM166 218V217H165ZM257 218V220H258V217H256ZM259 218H261L260 216H259ZM1 219V218H0ZM7 219L4 221V223L6 222V224L9 222V221H7ZM15 218L13 217V220H10V222L12 221V222H14L15 220H14ZM18 219H16V221H19ZM46 219H45V221H46ZM103 219L101 220V222H102V224L104 223V221H103ZM155 219H157L156 217H155ZM189 219V218H188ZM248 219V218H247ZM263 219V218H262ZM261 219V221L263 222V220ZM2 220H0V221H2ZM29 220H27V223L29 222ZM32 220L34 221L35 220V218L33 217L32 218ZM66 220V219H65ZM90 220H93V221H90ZM110 220H112V222L110 221ZM140 220V219H139ZM165 220V219H164ZM171 220V219H170ZM172 220H174V219H172ZM180 220V221H179ZM208 220V219H207ZM249 220V219H248ZM251 220H255V218H253V219H251ZM256 220V221H257ZM16 221L14 222V226H15V224L16 225H18V226H15V227H18V229H20V225L21 226H23L22 228H24V227H26V225L27 226H29V224H22V222L20 223V222H18V223H16ZM31 221V220H30ZM32 221V223H30V228L31 229H34V228H32V226H31V224L33 225V223H36L38 220L36 219L34 222ZM42 221V220H41ZM44 221V222H45ZM175 221V220H174ZM184 221V220H183ZM188 221V220H187ZM206 221V220H205ZM247 221V220H246ZM245 221V222H246ZM256 221H254V222H256ZM261 221H259V224H255L254 222H252V221H250V222H252V224L254 223V231L256 232V226H257V228L259 227L258 225H260V224H262V222ZM12 222H11V224L10 223H8V225H7V229H12L10 226L12 225V227H13V224H12ZM25 222V221H24ZM39 222V221H38ZM109 222L108 223H106V225L108 224L109 226H110V224H109ZM160 222V221H159ZM167 222V221H166ZM165 221H164V227H165V225H166V227H169V225H167L168 223H166ZM261 222V223H260ZM3 223V222H2ZM3 223V226L5 227L6 226V224H4ZM166 223V224H165ZM178 223V224H179ZM1 224V223H0ZM20 224V225H19ZM38 224V223H37ZM85 224V223H84ZM91 224V225H92ZM100 224V223H99ZM136 224H138V222L136 223ZM177 224V223H176ZM185 224V223H184ZM199 224V223H198ZM264 224V223H263ZM36 225V224H35ZM35 225H33V227L35 226ZM38 225H42V224H38ZM37 225V226H38ZM45 225H47V224H45ZM149 225V224H148ZM159 225H160V223H159ZM158 225V226H159ZM172 225H174V223H171V228H175V232L174 233H176V232H178L177 231V229L178 228H176V227H179V229L181 228L179 225H176L175 227L174 226H172ZM1 226H2V224H1ZM3 226H2V228L0 227V230H4L5 231V228H3ZM48 226V225H47ZM90 226V225H89ZM147 226V225H146ZM253 225H251V227H252ZM9 227V228H8ZM40 227V226H39ZM45 227V226H44ZM73 227V226H72ZM14 228V227H13ZM36 228H38V227H36ZM41 228V227H40ZM93 228V227H92ZM138 229V231H140V232H138V234L136 235V233L134 232V230L133 229ZM158 228V227H157ZM160 228H163V225L162 226H160ZM185 228V227H184ZM208 228V227H207ZM253 228H251V230L253 231ZM15 230H16V232L18 231V229H16V228H14ZM14 229H13V231H12V233L14 232L15 233V231H14ZM27 229V228H26ZM76 230L75 231H79V232H81V229L80 230H77V227L75 228ZM147 229H149L148 227H147ZM2 230V231H3ZM10 230H6V231H10ZM30 230V229H29ZM35 230V229H34ZM162 230V229H161ZM163 230H164V228H163ZM162 230V231H163ZM181 230V229H180ZM258 230V229H257ZM1 231V232H2ZM3 231V232H4ZM145 231H146V229H145ZM150 232L152 231V230H149ZM149 231H148V233H149ZM155 231H157V230H155ZM159 231V232H158ZM157 232H153V233H161V231L160 230H158ZM204 231V230H203ZM252 231H250V232H252ZM20 232V231H19ZM23 233H24V230L22 231ZM28 232V231H27ZM100 232V231H99ZM102 232V231H101ZM163 232H165V231H163ZM168 231H166V233H167ZM189 232V231H188ZM254 232V233H255ZM261 232V231H260ZM11 233V231L10 232H8V236L9 235H11L10 234ZM18 233V232H17ZM16 233V234H17ZM148 233H146L145 235H147ZM152 233V234H153ZM173 233V232H172ZM195 233V232H194ZM253 232H252V234H254ZM262 233H264V231H262ZM262 233H260V234H262ZM5 234H6V232H5ZM26 234V233H25ZM76 234H78V233H76ZM75 233L73 234V238H76L75 237V235H76ZM90 234V233H89ZM94 234H97V231H95V233H93V235ZM98 234H100V235H102V236H100V237H103V233L101 234V233H98ZM144 234V233H143ZM151 234V233H150ZM158 234H157V236H158ZM247 234H249V235H251V233H247ZM0 235H3L4 236V233L3 234H0ZM7 235V234H6ZM18 235V234H17ZM20 235V234H19ZM21 235H23V234H21ZM82 234L80 233V235H79V237L81 236ZM84 235V234H83ZM82 235V236H83ZM88 235V234H87ZM140 235V234H139ZM161 235V234H160ZM159 235V236H160ZM194 235V234H193ZM257 235V237H260L259 236V234H258V232H257V234L255 233V235H252L250 238H252L253 236H256ZM15 236V235H14ZM77 236V235H76ZM92 236V235H91ZM153 236H155V234L153 235ZM159 236H158V238H159ZM161 236H164V235H161ZM161 236H160V238H161ZM165 236H168L167 234L165 235ZM195 236H197V235H195ZM201 236V235H200ZM263 236V235H262ZM261 236V237H262ZM7 237V236H6ZM6 237H5V239H6ZM11 237V236H10ZM9 237V238H10ZM19 237V236H18ZM22 237V236H21ZM26 237V236H25ZM69 237V236H68ZM78 237V236H77ZM84 237L85 238H88L89 237V235H88V237L86 236V235H84ZM99 237V238H100ZM147 237H148V235H147ZM146 237V238H147ZM180 238H181V235L179 236ZM246 238L245 239H247L249 236L248 235H246L245 236ZM264 237V236H263ZM262 237V238H263ZM2 238V237H1ZM4 238V237H3ZM8 238V240H9V243H10V239ZM67 238V236H65V241L67 240L66 239ZM70 238V237H69ZM90 238V237H89ZM113 238V239H112ZM151 238V237H150ZM149 237H148V239H146V240H144L145 238H143V241H145L144 243H147V244H144V246L146 245V247H147V245L148 244H153V246H154V241L152 240L151 242L150 241H148L149 239H150ZM156 238V237H155ZM154 237H152V239H155ZM159 238V239H160ZM195 238V237H194ZM208 238V237H207ZM250 238H248L249 240H251ZM254 239L253 240H251V241H249L248 239H247V241H246V243L248 242H254V240H255V237H253ZM13 238L11 237V240H12ZM16 239L17 238H15V241H16ZM90 239H92V238H90ZM94 239L96 240V238L94 237ZM177 239H178V236H177ZM256 239H259V238H256ZM2 241V243L1 244H3L4 243V240L3 239H1ZM8 240H5V241H7L8 242ZM21 240V239H20ZM73 240H75V239H73ZM95 240H93L92 239V242H94ZM111 240H109V241H111ZM114 240V241H113ZM151 240V239H150ZM156 240H158L157 238L155 239V241ZM162 240H163V238H162ZM15 241L13 242V240L11 241V243H10V245L8 246L9 248H11V249H9V251H13V249H14V245H11V244H14L15 243ZM86 241V244H87V239L85 240ZM88 241H89V239H88ZM102 242V240H99L98 242ZM140 241V240H139ZM159 241V240H158ZM190 241V240H189ZM257 241V240H256ZM261 240H259V242H260ZM13 242V243H12ZM18 242V241H17ZM21 242H22V240H21ZM54 242V243H53ZM55 242H59V240L58 239H56V240H53L52 241V243L53 244H55ZM67 242H69V241H67ZM91 242V240H90V242L87 244V245H90V247H93V243ZM98 242H96L97 243V245H99L98 244ZM100 242V243H101ZM105 242V244H107ZM154 242V243H153ZM161 242V241H160ZM167 242V241H166ZM205 242V241H204ZM203 242V243H204ZM258 242V241H257ZM262 242V241H261ZM263 242H264V239H263ZM77 242H75V244H76ZM85 242H83V244H84ZM90 243H92V245L90 244ZM141 243H143L142 241H141ZM156 243H157V241H156ZM155 243V244H156ZM165 243V242H164ZM163 243V244H164ZM198 243V242H197ZM0 244V245H1ZM41 244V243H40ZM73 244V243H72ZM79 244V243H78ZM82 243H81V245H83ZM110 245H111V242L109 243ZM121 244V245H120ZM252 245H254V244H256L255 242H254V244L253 243H251ZM251 244H249V245H251ZM258 244V243H257ZM261 244V243H260ZM8 245V244H7ZM21 245V244H20ZM74 245V244H73ZM94 245H95V243H94ZM102 245H103V243H102ZM110 245H108V246H110ZM115 245H114V247H115ZM143 245V244H142ZM181 245V244H180ZM187 245V244H186ZM264 245V244H263ZM263 245H261V246H263ZM19 246V245H18ZM28 246V245H27ZM44 246V245H43ZM58 246V245H57ZM84 246H85V244H84ZM96 246V245H95ZM101 246V245H100ZM105 246H107V245H105ZM150 246V245H149ZM155 246H157V245H155ZM167 246V245H166ZM258 246H260V245H258ZM260 246V248L262 249V247ZM2 247V246H1ZM0 247V248H1ZM8 247H7V249H8ZM32 248H33V246H31ZM41 247V246H40ZM78 247V246H77ZM86 247V249L85 250H87V246H85ZM96 247H99V246H96ZM103 247V246H102ZM130 247V246H129ZM129 247H127V248H129ZM134 247H136V246H134ZM140 247H141V245H140ZM165 247V246H164ZM194 247V246H193ZM249 247V246H248ZM254 248H256L255 246H253ZM252 246H250L249 248H253ZM264 247V246H263ZM6 248V247H5ZM152 248V247H151ZM157 248V247H156ZM179 248V247H178ZM177 248V249H178ZM7 249H4V251H6V252H4V251H0V252H2V253H0V264H8L9 262V264H15V262L16 263H18V264H27V263H33V261H30L29 262V254H28V257L25 255L26 253H24V252H22L23 250H21V252L22 253H24V256H25V258L22 256V258L24 259H22V258H20V257H17V256H19L18 254H15V253H12V254H10V252L8 251V253H9V256L11 257V256H13V258H8L7 256H5L4 254H3V252L4 253H7ZM36 249V248H35ZM40 249V248H39ZM90 249V248H89ZM91 249H94V248H91ZM95 249H97V248H95ZM104 250L106 249V248H103ZM108 249V248H107ZM106 249V250H107ZM111 249H112V247H111ZM130 249H131V251H129V252H132V249L133 248H131L130 247ZM138 249H145V247L144 248H138L137 247V250ZM154 249V248H153ZM153 249H151V250H153ZM175 249V248H174ZM244 249H245V247H244ZM259 249V248H258ZM15 250V249H14ZM33 250V249H32ZM57 250H58V248H57ZM59 250H61V249H59ZM102 250V249H101ZM105 250V251H106ZM129 250V249H128ZM148 250H150L149 249V247H148V249L146 248V251L144 252L145 254H146V256H147V258H149L148 257V255H147V252H148ZM156 250V249H155ZM195 250V249H194ZM198 250V249H197ZM246 250V249H245ZM253 250H255V249H253ZM253 250L251 249V251L253 252ZM260 250V249H259ZM62 251V250H61ZM111 250L109 249L107 252H110ZM115 251H116V249H115ZM127 251V252H126ZM178 251H179V249H178ZM187 251V250H186ZM17 252V251H16ZM42 252V251H41ZM60 252V251H59ZM89 253L91 252L90 250L88 251ZM103 252V251H102ZM113 252V251H112ZM111 252V253H112ZM117 252V253H118ZM124 252H126V253H124ZM149 252H151V251H149ZM149 252H148V254H149ZM198 252H202V251H200V248H199V251ZM198 252H194L195 253V256L196 255H199V253ZM256 252H258L257 251V248H256ZM261 252H264V250L263 251H261ZM22 253H19V254H22ZM39 253V252H38ZM47 253V252H46ZM64 253H66V252H64ZM75 253V252H74ZM86 253V252H85ZM97 253V252H96ZM115 255H117L115 252H113ZM119 253V254H120ZM259 254H260V252H258ZM257 253V254H258ZM77 254H79V252L77 253ZM81 254V253H80ZM102 254V253H101ZM103 254H104V252H103ZM105 254H108V253H105ZM110 254V253H109ZM119 254L117 255V256H115V257H118L119 256ZM120 255V256H123V255ZM142 256H143V253H140ZM204 253L202 252V255H203ZM257 254H256V257L257 258H259V256L260 255H258L257 256ZM263 253H261V255H262ZM23 255V254H22ZM40 255V254H39ZM74 255V257H75V254H73ZM72 255V256H73ZM88 255V254H87ZM98 255V254H97ZM96 255V256H97ZM112 255V254H111ZM177 255V254H176ZM202 255L200 256V257H202ZM41 256H43V258H44V255H41ZM59 256V255H58ZM66 256V255H65ZM72 256L70 257V258H72ZM79 256V255H78ZM81 256H82V254H81ZM80 256V257H81ZM84 256V255H83ZM104 256V255H103ZM107 256V255H106ZM110 256V255H109ZM127 256H129L128 258H127ZM138 256H140V255H138ZM146 256H143L144 257V259L143 260H141L140 261V263H144V262H142V261H144L145 260V257ZM49 257V256H48ZM79 257V259H83V257H81L80 258ZM98 257V256H97ZM99 257H100V255H99ZM105 257V256H104ZM124 257H122V258H124ZM166 257V256H165ZM173 257V256H172ZM171 257V258H172ZM199 257V256H198ZM200 257H199V259L198 260H200ZM204 257V256H203ZM28 258V259H27ZM34 258H35V256H34ZM40 258V257H39ZM39 258H37V256H36V261H34L35 262V264H45V263H43L44 262V260L43 261H41V259H39ZM51 258V257H50ZM59 258H60V256H59ZM93 258H95V257H93ZM120 258V257H119ZM129 258V260H125L124 259V261H125V263L126 264H136V262H134L133 263V261L135 260V258H134V260L132 259H130ZM140 258H141V256H140ZM187 258H188V256H187ZM190 258H193V257H190ZM262 258H264V257H261V258H259V259H262ZM12 259H16L15 261L14 260H12ZM21 260L22 259V262L21 261H19V260ZM27 259V260H26ZM39 259V260H38ZM74 259V258H73ZM78 259V260H79ZM85 259V258H84ZM99 259H101V258H98V260ZM102 259H104L103 257H102ZM105 259H106V257H105ZM150 259V258H149ZM170 259V258H169ZM177 259V258H176ZM175 259V260H176ZM46 260V259H45ZM48 260V259H47ZM89 260V259H88ZM88 260H87V262H88ZM91 260V262H92V259H90ZM94 260V259H93ZM97 260V261H98ZM116 260H117V258H116ZM120 260V259H119ZM140 260V259H139ZM170 260H174V259H170ZM169 260V261H170ZM174 260V261H175ZM182 260V259H181ZM180 260V261H181ZM193 260H195V258L193 259ZM192 260V263H190V264H194V261ZM197 260V261H198ZM12 261V262H11ZM19 261V262H18ZM25 261H27V263L25 262ZM60 261V260H59ZM81 260H79V262H80ZM85 261V260H84ZM96 261V260H95ZM96 261V262H97ZM107 261H109L108 259H107ZM113 261H115V259L113 260ZM112 260H110V262H113ZM118 261V260H117ZM147 261V260H146ZM145 261V262H146ZM169 261L167 262V263H169ZM173 261V262H174ZM179 261V260H178ZM178 261H176V264H177V262ZM184 261V259L181 261V262H179V263H182ZM196 261V262H197ZM201 261V260H200ZM264 261V259H262L261 260V262H263ZM61 262V261H60ZM79 262H78V264H79ZM102 262H103V260H102ZM102 262H100L99 261V263H102ZM119 262V261H118ZM121 262H122V260H121ZM139 262V261H138ZM195 262V263H196ZM258 262V261H257ZM58 263V262H57ZM82 263V262H81ZM93 263H94V261H93ZM92 263V264H93ZM99 263H96V264H99ZM103 263H105V261L103 262ZM109 263V262H108ZM107 263V264H108ZM114 263H116L117 264V262L115 261ZM113 263V264H114ZM124 263V262H123ZM140 263H138V264H140ZM178 263V264H179ZM186 263H189L188 261L186 262L185 261V263L184 264H186ZM199 263V262H198ZM74 264H77V262L76 263H74ZM88 264H91L90 263V261L88 262ZM106 264V263H105ZM120 264H122V263H120ZM146 264V263H145ZM170 264H173V263H171L170 262ZM200 264V263H199ZM255 264H257L256 263V261H255ZM263 264V263H262Z\"/></svg>",
	"mask_w": 264,
	"mask_h": 264
},
{
	"label": "rangeland",
	"instance_id": "rangeland-1",
	"mask_svg": "<svg viewBox=\"0 0 264 264\" xmlns=\"http://www.w3.org/2000/svg\"><path fill=\"white\" fill-rule=\"evenodd\" d=\"M8 0H0V7H1V9L2 10H4L5 11V9H6V12L4 13L3 11H1V9H0V13H4L5 15H3V13L1 14L2 15V17L3 18H5L6 16H9V14H10V12H12L11 11V9H15V7L16 6H12V2H13V0H9L8 2H7ZM15 1H17V0H15ZM13 2V3H16V2ZM53 1V0H52ZM59 1V0H58ZM58 1L57 0H55V2L56 3H58ZM61 1V3L63 4V5H65V7H64V9L65 8H67V7H69L68 5L70 4L71 5V3H72V1H70V0H68L69 1V3H67L66 1L67 0H60ZM65 1V2H64ZM75 1H77L76 3H78V0H75ZM94 1L95 0H83V1H81L80 3H82L81 5H86L87 3H88V7H89V3L91 4V5H93L92 3H94ZM99 0H97V2H98ZM130 1V0H129ZM132 2H134V0H131ZM130 1V2H131ZM141 1V2H140ZM140 1H135V2H139L140 3V10H141V5H143V7H145V6H148V4H147V2L149 1V3H151V0H140ZM143 1V2H142ZM161 1V0H160ZM165 0H163V2L162 3H164L163 4V6L166 4L165 2H164ZM168 1V0H167ZM171 1V0H170ZM177 2V3H180V1H183L184 2V0H173L172 2ZM190 1V0H189ZM188 0H185V4H186V2L188 3L189 2ZM191 1H193V0H191ZM198 3H200V4H198V6L199 7H197V9L199 8H203V10H197L196 12L198 13H196L195 12V14L194 13H192V12H189L188 14H187V19L188 18H190L191 20H192V22L191 23H195L196 22V25H197V23L198 22H201L202 20H203V18H204V20L205 21H209V22H207V23H210L209 25H211V27H213V28H215V30H216V32L217 33H214L215 32V30L214 29H212V30H210V32L211 31H214V32H211V33H209L208 32V35L209 34H213V36L212 35H210L212 38H214V39H218L220 36L222 37L223 35H225V36H223V38H221L220 37V39H218V42H217V40H214L213 39V41H216L217 43H218V45L216 46L217 47V49H215V50H217V51H219V54H218V58H219V63H210V61L208 60V59H206L205 58V56H207V54L206 53H204V54H196V55H194L195 53H197V52H195V53H190L191 55H194L195 56V58L194 57H192V56H190V57H192V58H190L189 59V63H190V65H188L189 66V68L191 67L192 69H194L195 70V72H194V78H192V79H186L185 78V72H183V71H185V67H183L184 66V62L183 61H181V62H183V64L181 63V62H178V61H176V59H179L180 57H178V56H181L180 54L178 55V53H176L173 49H169V53L170 54H172V55H170V56H172L171 57V59L173 58V56H174V58L175 59H172L169 63H164V62H162L161 63V61H159V64H161V65H159L158 64V66H160V68H159V70L158 69H156V70H158L159 71V73H155V72H153V73H155V74H152V73H150L149 75H150V77L148 76V78H146L147 80H145V81H143V83L142 82H138L139 84H137V85H133V83H137V82H134L135 81V79L132 77V79H131V76H133V72L135 71V69H136V71H135V73H139L140 71L142 72V71H145L146 70V68H147V70H150L151 71V69L150 68H152V66L154 65L153 63H154V59L152 60V58H150V57H148L147 55V52H137V54L138 55H133L132 56V58H131V60L133 59V62H134V64L132 63L131 64V60L129 61V64L130 65H135V64H138L139 66H141L142 68L140 69V68H138L137 69V67L138 66H131V67H127V66H123V65H121V66H119L120 68H119V73H123L124 71L126 72H124L125 74H126V76H127V78H126V80H127V85L128 86H132L131 87V90H130V92H131V95L133 96V100H136L137 99V101L139 100V101H142L143 102V100L145 101L143 104H142V106H146V101H148V102H150V103H152L151 101L153 100V101H159V99H161V98H165L166 96H167V93H166V90H167V88H168V84H170V83H172V81H173V79H174V81L175 82H181V84H183V85H186L187 86V88L188 89H186L187 91H189L188 92V94H191V97H193V101H196L197 102V105H195V107L191 110V118L190 119H192L191 121H190V125L192 126V127H194V128H200L201 127V129H199L200 131H199V133H198V131H197V129L195 130V129H193V130H195L196 131V133H194V131H192V133H191V131H189L190 133H188V134H190V135H188L187 133H185V134H183V136H182V134H180V135H177L179 138H184V137H186L185 139H183V140H181V139H179V141L177 140L178 138L176 137V136H174V135H171L170 136V139L167 137V138H163V136L160 134V137H155L154 135L153 136H150V135H148L147 136V133L145 134V132L144 133H142V131L141 130H137V129H134L133 128V124L131 125V124H128V125H126V124H124V123H120V127H119V131H120V133L118 134V137H120V138H124V134H125V130H126V128H129V132L131 133V135L129 134V136H131V140H134L133 142H131V140H130V138L128 137L127 138V136L125 137V145L127 144V142L129 141V143L131 142V143H134V144H136L134 147H132V145L130 146V145H126V150H127V148L129 149H131V150H128V151H132L135 147V149L133 150L134 152H138V153H136V155H134L133 153H131V154H133L134 156H131L132 158L133 157H138L137 158V160L135 159V162L134 161H132V160H134V159H132V158H130V159H128L129 161H126V163L127 162H129V164H128V166L127 167H129V168H131L132 169V167L134 168V166L136 167V164L135 163H137L138 161L140 162V160H138L139 158L140 159H142L143 161H141V163H144V162H146V163H148V166L146 167V169H143V170H141L142 168H139L140 170H141V172L139 171V170H137V172H135V173H133L134 174V176L131 178V180H129V179H127V182H128V184H130L132 187H130V185H127L129 188H134L135 187V192H137L138 191V186H139V188H141V189H139V192H137V193H135L134 194V196H133V198L135 197V195L136 194H140L141 195V193L142 192H144L143 191V189H147V191H148V193H147V191L146 192H144V193H142V195L141 196H145L146 195V197H144V198H141V200L142 201H140L139 203H136V202H138V200H139V198L141 197V196H139V198H138V200L137 201H134L136 204H137V206L136 207H138V209L140 208V210H138V211H135L136 213H137V215L139 214L138 212L139 211H141V208H142V211L141 212H143L141 215H144V216H141V218L139 217L140 216V214L137 216V217H139V218H137L136 216H134V217H136L135 218V220H136V223L138 222V224H136L135 223V228L137 227V225H138V227L140 226V225H142V223L141 224H139V222H142L141 221V219L142 220H144L143 218L145 217V220L144 221H146V219L148 220V218L150 219V221H146V222H143V223H145V224H143L141 227L144 229V232H140L141 230L140 229H142V228H138L140 231H138V229H133L134 230V232L136 233V235L138 234V232H140L138 235H137V239L135 240V241H131V243L133 242H135L134 244H136V241H138L140 244H138V245H133V243H132V245H133V247L129 244V246L131 247V248H133L132 249V252H129V251H131V249H130V247L129 246H126V248L125 249H127V255H129V254H131V255H134V254H137V253H139V254H137L136 255V257H138L137 258V262H136V258L135 257H133V256H131L132 258H130L129 256H127V258L129 257L131 260L133 259L134 260V258H135V260L133 261V263L134 262H136V264H138V263H140V261L141 260H143L144 259V257L143 256H146V254L144 253L145 251H146V248L148 249V247H149V249L150 250H148V252L149 251H151V252H149V254H148V252H147V255H148V257L150 258H147V256L145 257V260L144 261H142V262H144L143 264H170V262L171 263H173V264H176V261H178L177 262V264L179 263V262H181L183 259H184V261L182 262V263H179V264H184L185 263V261L187 262H189V263H186V264H190V263H192V260L195 258V260H193L194 261V264H255V261H256V263L257 264H264V261L263 262H261V260L262 259H264V258H262V259H259V258H261V257H264V252H261V251H263L264 250V242H263V239H264V233H262V231H264V214H263V212H264V173H262V171L264 170V166L262 167V169L260 170L261 172L260 173H262V174H255L254 172H252V171H254L253 169H252V166H247L246 165V161L247 160H245V163L244 164H240V165H242L244 168H242L241 169V172L239 171V173L236 175L235 173L236 172H234V171H232V169H227L228 168V166L226 167V165H225V167H224V170H226L225 171V173H223V168H222V173H221V175L220 176H218L217 178H215L213 181L212 180H210V181H208L207 180V176H206V174L204 173L205 171H204V169L205 170H209L210 171V169H212L213 167H211V165L212 164H210L211 162H209V163H207V164H205V163H203V165H202V162L203 161H201V155H199L198 156V154H202V152L204 151L203 149L205 148H207V150H205V152L206 151H208L209 150V148H218L217 147V145L218 146H227L226 145V142L224 143V139H225V137L228 139H230V137L232 136H230V135H228L229 134V130H227V132H225V133H223V134H220L222 137H224V141L222 142L221 141V143H219V144H217L221 139H222V137H220V140L217 142L216 141V143L215 144H217L216 146H215V144H213L215 141H212V142H209L210 141V136H209V133H206L205 132V128L207 127V126H205V125H208L211 121L213 122V120H214V122H215V119H216V122H217V118L216 117H214L213 118V113H214V111H215V116H216V113H219L218 112V110L220 109H224V108H226L224 105H223V108H221L220 106H219V103L221 102V100H222V102H224L225 101V103L224 104H227L226 106L228 107L229 106V102H230V99L231 98H229L231 95H229L230 93V91L233 89V86H231L230 84H228V85H230L229 87H228V85H226L228 82H226L225 84L223 83V82H221V85L219 86V85H214L215 83H213L212 82V80H211V76L215 73H219V72H221L222 70L223 71H225V70H228V69H233L234 67H237L238 69H240V68H244V70H245V65H243V67L241 66L243 63L245 64L246 62H242L241 63V65L240 66H237V65H233V63H231V65L233 66V68H231V67H229V68H227L228 67V65H230V62H228V60L226 59L227 57H225V53L223 52L224 50V48L222 49L221 48V45H222V42L224 43L225 42V40H226V38H228L230 35L231 36H236V32H232V31H234V30H230L229 29V21L228 20H225V17H224V15H221V14H219L220 12H222V11H219V9H218V11H217V6H218V8H225V10L227 11L228 9H226L227 7H229V9H230V6L231 5H234V0H231V2L233 1V4L232 3H227V2H230V0H226L227 2H225V0H221V2H220V0L218 1V3H216V0L214 1V0H204V1H202V0H195V1H193V2H195L196 4H197V2ZM211 3H210V2ZM215 3V4H212L213 2ZM4 2V3H3ZM18 2H21V1H19L18 0ZM54 2V1H53ZM54 2V3H55ZM116 3L115 4H117V3H119V0H116L115 1ZM123 2L125 3V2H128V1H124L123 0ZM122 2V3H123ZM131 2V3H132ZM152 2L153 3H156V2H158L157 0H156V2L154 1V0H152ZM222 2H224V3H227V6H225L224 5V3L222 4ZM22 3V2H21ZM19 4V3H16L15 5H17V7L19 6V5H22V4ZM61 3L59 2V4H60V6H61ZM96 3V2H95ZM121 3V2H120ZM147 5H146V4ZM161 3V2H160ZM161 3V4H162ZM168 3V2H167ZM202 3L204 4V6L207 8V12H206V9H204V7L202 6ZM206 3H208L209 5H211V6H207V5H205ZM19 4V5H18ZM26 4V3H25ZM24 4V5H25ZM126 4V3H125ZM135 4V3H134ZM136 4H138V3H136ZM195 4V5H196ZM228 4H230V5H228ZM9 5V6H8ZM14 5V4H13ZM24 5H23V8H24ZM63 5H62V7H63ZM72 5H73V3H72ZM96 5V4H95ZM130 5V3L129 4H126V6L128 7ZM131 5H133V3L131 4ZM154 4H151V8H152V6H153ZM200 5H201V7H200ZM222 7H221V6ZM10 7V9L8 8V7ZM55 6H56V8H57V10H58V8H59V6L57 7V5L55 4ZM197 6V5H196ZM22 7V6H21ZM25 7H26V5H25ZM61 7V8H62ZM215 7H216V9H215ZM234 7V10L236 11V7L235 6H233ZM232 7V8H233ZM22 8V9H23ZM60 8V11L62 10ZM148 8V7H147ZM151 8H148L149 9V11L151 12V15H152V10H150ZM165 8H166V6H165ZM189 8V7H188ZM212 8H214V9H212ZM236 8V9H235ZM7 9H9V10H7ZM18 9H19V7H18ZM22 9H20V10H18V12L16 13V11H17V9H16V11H14L15 12V15L16 14H20V11H22ZM25 9V8H24ZM23 9V10H24ZM146 8H143V10H145ZM148 9H147V11L146 12H149L148 11ZM213 11V12H215V15H214V13L211 11V10ZM164 10V9H163ZM214 10H216V11H214ZM231 10V9H230ZM230 10H228V11H230ZM233 10V9H232ZM231 10V11H232ZM234 10L232 11V13H234ZM7 11H10V12H8V15H7ZM205 11V12H204ZM14 12L12 13V14H10V15H12V16H9V18L11 17L12 18V20H13V16H14ZM23 12V11H22ZM21 12V13H22ZM59 12V11H58ZM62 12V11H61ZM63 12H65V11H63ZM200 12V13H199ZM203 12V13H202ZM205 13H207V14H205ZM210 13V14H209ZM213 13V14H212ZM204 14H205V17H206V15L207 16H209V15H214L215 17H213V16H211V18H209V19H213L212 21H210V20H208V18H205L204 17ZM1 15H0V18H1V20L0 21H2V17H1ZM147 15H149L150 16V14L148 13ZM189 15H193L192 17L191 16H189ZM217 15L218 16H220L219 17V19H218V17H217ZM19 16V15H18ZM60 16V15H59ZM148 16V18H150ZM200 16V17H199ZM203 16V17H202ZM197 17V20H198V22H197V20H195V19H193V18H196ZM210 17V16H209ZM8 18V17H7ZM6 18V19H7ZM7 19V20H9L10 21V23L9 22H6L7 20H5V22L3 21V25H1L2 27H3V29H4V26H6V24H11V26H12V28L13 29H11V27H10V25L8 24V27L11 29V32L14 30V29H16L15 31L16 32H12V33H14V35H16V36H18L17 34H19V33H17L18 32V28H19V31H21L20 33H22V35H20L19 34V39L22 41V40H24V39H22V36H23V34H25L26 32L25 31H29V29H30V33H31V35L33 34V33H35V32H38L37 30H35V27H33V25H36L37 23H39L38 24V26L40 25V23L41 22H37L36 24L33 22V24L32 23H30V22H32V21H21V23L19 22V21H17L19 18L17 17V20H16V16H14V19L17 21V22H19V24L14 20V22H13V24L14 25H12V20H10V19ZM199 18H202V20L200 19L199 20ZM215 18H217V19H215ZM222 18H224V19H222ZM126 19H128V18H126ZM150 19H151V21H150ZM150 19H148L149 20V22L152 24H154L155 23V25L158 23V21L157 22H155V21H153V19L152 18H150ZM215 19V20H214ZM60 20H64V19H61V18H59V21ZM189 20V19H188ZM219 20V22H218V25H219V27H217L218 25H217V21ZM225 20V21H224ZM127 21V20H126ZM28 22V23H27ZM36 22V21H35ZM203 22V21H202ZM211 22H212V24H211ZM215 22V23H214ZM224 22V23H223ZM227 22H228V24H227ZM1 24H2V22H0ZM4 23H6L5 25H4ZM16 23V24H15ZM26 23V24H25ZM193 23V24H194ZM204 23V22H203ZM206 23V22H205ZM19 25V26H23V24H25V26H23L22 28H23V32H22V28L21 27H15V25ZM199 24H202V23H198V26H196L195 25V27H199ZM216 24V25H215ZM17 25V26H18ZM27 25H29V27L27 26ZM30 25H32V28L30 27ZM226 25V26H225ZM27 26V28H25ZM37 26V27H38ZM216 26V27H215ZM7 27V26H6ZM7 27V28H8ZM15 27V28H14ZM223 27V28H222ZM225 27V28H224ZM227 27V28H226ZM21 28V29H20ZM39 28H41L40 30L41 31H44L45 29L43 28L42 29V27H40L39 26ZM219 28V29H218ZM221 28V29H220ZM24 29H25V31H24ZM218 29V30H217ZM228 29V30H227ZM33 30H35L33 33H32V31ZM1 31H3L2 30V28L0 27V32ZM4 31H6V33H7V30H5L4 29ZM3 31V32H4ZM8 31H10L9 29H8ZM48 31V30H47ZM220 31H222V33L220 32ZM228 31H229V33H228ZM2 32V34H0V36L1 35H3L4 33ZM11 32H9L10 33V35H8L9 33H7L6 34V36H11V35H13ZM16 33V34H15ZM38 33H40V35H41V32L39 31ZM231 33V34H230ZM235 33V34H234ZM43 34V33H42ZM221 34V35H220ZM5 35V34H4ZM14 35L12 36L13 38H16V37H14ZM30 35V34H29ZM218 37H217V36ZM25 36V35H24ZM26 36H28V33H27V35ZM215 36V37H214ZM228 36V37H227ZM230 36V37H231ZM3 37V36H2ZM0 38V41L1 42H5L7 39H8V37L6 38V39H4V38ZM23 38H25L26 39V37H23ZM242 38L243 37H238V39H240V40H242ZM9 39H10V37H9ZM18 39V38H17ZM16 39V40H17ZM30 39H31V36L29 37V39L27 38V41L26 42H28V41H30ZM223 39V40H222ZM244 39V38H243ZM19 40V41H20ZM220 40V41H219ZM245 40H248V39H245ZM7 41H9V40H7ZM5 42V45H1L2 47L3 46H6V44H8L9 42ZM10 41H12L11 39H10ZM15 41V40H14ZM18 41V40H17ZM222 41V42H221ZM1 42H0V44H1ZM16 42V41H15ZM15 42H13V44L14 45H16L15 44ZM25 42V41H24ZM25 42V43H26ZM221 42V43H220ZM263 43L262 44H264V41H262ZM4 44V43H3ZM12 43H11V45H8L9 46V48H11L10 46H12L13 45ZM19 44H23V43H21V42H19ZM221 44V45H220ZM262 47H264V45H262ZM8 47H6L5 48V50L7 49ZM12 48H14V47H12ZM208 48H210V49H213V48H211V47H208ZM221 49V50H220ZM10 50V49H9ZM12 50V49H11ZM174 52H173V51ZM220 51H222V52H220ZM206 52V51H205ZM142 53H143V55H142ZM175 53H176V55H175ZM198 53H200V51L198 52ZM203 53V52H202ZM223 53V54H222ZM141 55V56H140ZM264 55V54H263ZM137 56H138V58H140V59H138L137 58ZM140 56V57H139ZM145 56V57H144ZM147 56V57H146ZM222 56V57H221ZM135 59H134V58ZM263 57V56H262ZM222 58V59H221ZM259 58V57H258ZM137 59V60H136ZM226 59V60H225ZM192 60V61H191ZM195 60V61H194ZM206 60V61H205ZM223 60V61H222ZM227 62V64L225 63V61ZM263 60H264V57H263ZM138 63H137V62ZM142 61V62H141ZM136 62V63H135ZM148 62V63H147ZM178 62V63H177ZM223 63V66H222V64L221 63ZM237 62V61H236ZM150 63V64H149ZM180 63H181V65H180ZM199 63H201V66H200V64ZM205 63V64H204ZM141 64V65H140ZM163 64H165V65H163ZM178 64V65H177ZM199 64V65H198ZM221 66H220V65ZM143 65V66H142ZM175 65L176 66H178V67H175ZM204 65H206V67L204 66ZM263 66H264V63L262 64ZM145 66V67H144ZM147 66V67H146ZM179 66H182L181 68H179ZM187 66V67H188ZM263 66H261V67H263ZM122 67H124V68H122ZM135 67V68H134ZM154 68L153 69H155V66H153ZM209 67V68H208ZM261 67H260V70H261ZM122 68V69H121ZM177 68H178V74H177ZM190 68V69H191ZM204 68H206L207 70H205V72L203 71V69ZM237 68H234V69H237ZM246 68H247V66H246ZM131 69V70H130ZM188 69V68H187ZM222 69V70H221ZM121 70V71H120ZM127 70V71H126ZM134 70V71H133ZM183 70V71H182ZM242 70V69H241ZM248 71H249V69H247ZM123 71V72H122ZM139 71V72H138ZM173 71V72H172ZM203 71V72H202ZM234 71V70H233ZM243 71V70H242ZM246 71V70H245ZM262 71V70H261ZM263 71H264V67H263ZM262 71V72H263ZM129 72V73H128ZM259 72V71H258ZM177 74V75H175V74ZM179 73H180V75H179ZM248 73V72H247ZM250 73V72H249ZM252 73V77L254 78L255 76L257 77V75H258V73L256 74H253V72H251ZM250 73V74H251ZM97 74V73H96ZM159 74V75H158ZM198 74V75H197ZM203 74V75H202ZM262 74H264V73H262ZM99 74H97L96 76H98ZM157 75V76H156ZM170 75H171V78L169 79V77H170ZM173 75V76H172ZM175 75V76H174ZM255 75V76H254ZM104 75H101V72H100V76H98L99 78L100 77H103ZM130 76V77H129ZM179 76H180V78H179ZM201 76V77H200ZM204 76V77H203ZM209 76V77H208ZM259 76V75H258ZM155 79H154V78ZM172 77H174V78H172ZM175 77H177V78H175ZM249 77H250V75H249ZM263 77H264V75H263ZM98 78V79H99ZM104 78V77H103ZM130 78V79H129ZM203 78V79H202ZM88 79V78H87ZM158 79V80H157ZM161 79V80H160ZM172 79V80H171ZM179 79V80H178ZM202 79V80H201ZM257 79H259V78H257ZM261 79H263L264 80V78H261ZM79 80H81V79H79ZM78 80V81H79ZM129 80V81H128ZM154 80V81H153ZM178 80V81H177ZM68 81V80H67ZM67 81H65V83L64 82H61L59 85H57V86H51L50 88H52V89H50V91H48L47 92V94H46V96L44 97L45 99H46V101L45 102H47V103H50V104H48V109H45V111H48L49 113H45V115L43 114V112H42V110L45 108H43L42 106H46L47 107V103H41L39 100H37V99H33V103L29 106V107H31L32 108V110H31V108H29L28 107V109H27V112L29 111L30 113H35V110H36V106L37 105H39L40 104V106L42 107H38L37 108V110H36V113H38L39 114V112H40V108H41V113L42 114H40V115H38V114H34L33 113V115H34V117H33V115H31L33 118H31V116H30V114L28 115V113L26 112V111H23V113L21 112V117H22V115H23V117H22V119H21V117L20 116H16V117H13L12 119H10L9 121H8V123H7V126H6V130H4V131H2L1 132V136H0V141L2 140V138H3V140H5V143L3 142V140L0 142V146L1 147H5V146H7V145H9L8 143L6 144V138H9V140H10V134H12L11 133V131H14V132H16L17 131V129L15 130V128L12 130L10 127L12 126V127H14V125L13 124H18L17 125V128L19 129L17 132H18V134H22L23 135V137L26 135L27 136V134H25V133H28V135H29V131H33V127H32V130L30 129L31 127H28V129L27 130H25V129H22V127L23 128H27V127H24V123H26V126H32L33 124H28L29 123V121H27V118L29 117V118H31V119H29V120H31V122H32V119L35 121H37V119L39 118V116H41V118L43 117V120H45V121H47L48 122V124L47 123H45L42 119L40 120V118H39V120H38V124H44V126L46 125L47 127H51V125L53 124L52 122L54 121V119L56 118L55 116H58V115H60V117H61V115L62 114H64L63 116L66 118V116L68 115V114H70L71 112H74V110H75V112H77V108H75L76 106H74V105H76V103H78V101H76L77 100V97H79L78 95H77V97H76V92H77V90L76 89H78L79 90V88L81 89V87H83V86H80V85H77V83H73V81H72V84H74V85H76V88L74 89V85L72 86L71 85V83L68 85L67 84ZM95 81H96V78H95ZM130 81H132L131 83H132V85L130 84ZM147 81V82H146ZM159 81V82H158ZM256 81H258V80H256ZM71 82V81H70ZM122 81H118L117 82V84H118V86H123V82L121 83ZM174 82V83H175ZM204 84H203V83ZM62 83H63V85H66V86H70V87H68V89L69 90H71V86H72V89L73 90H75V91H68V89L66 90V88H65V91H67V93L63 90V89H61L60 87H59V89H55L56 87L58 88V86H61L62 85ZM93 83V82H92ZM146 83V84H145ZM150 83V84H149ZM164 83V84H163ZM166 83V84H165ZM173 83V84H174ZM223 83V84H222ZM263 83V81L261 82V85L259 86L260 88L262 87H264L263 85L264 84H262ZM142 84V85H141ZM147 84H149V85H147ZM13 85H15V84H13ZM12 85V87H13V92H14V90H15V86H13ZM62 85V86H63ZM138 85H140V87L138 86ZM154 85V86H153ZM209 85H210V87H209ZM223 85V86H222ZM61 86V87H62ZM92 86V85H91ZM95 86V85H94ZM134 86V87H133ZM137 86V89L135 88ZM156 86V87H155ZM159 86V87H158ZM162 88H161V87ZM214 86V87H213ZM219 86V88H217ZM225 86V87H224ZM88 87H90V86H88ZM88 87H86V88H88ZM96 88L98 87L97 85L95 86ZM142 87V88H141ZM220 87H221V89H223V90H221L220 89ZM223 87V88H222ZM232 89H231V88ZM62 88H64V86L62 87ZM134 88L136 89V90H134ZM140 88V89H139ZM147 88V89H146ZM154 88H156V90H154ZM159 88H161L160 90H159ZM211 88V89H210ZM225 88H227V89H225ZM3 89V90H2ZM2 89H0V92L2 93V95H0L1 97H3V95H4V97L5 96H8L9 95V92L11 91V89L10 88H7V87H5V90H7V92L6 93H3L2 91H4L5 92V90H4V88H2ZM53 89H55L56 91H53V93H55V95L58 93L59 94V92L60 93H63V96L65 95V93H66V95L64 96V98H63V96L61 95V94H59V95H61V97L62 98H60L59 97V95H57L56 97L58 98V100L57 99H55L56 97H52V100L54 99V102H52V100L50 99V97L53 95V93H51L52 91L51 90H53ZM60 89L61 90H63V92H61L60 91ZM94 89V88H93ZM231 89V90H230ZM2 90V91H1ZM82 90V89H81ZM96 90V91H95ZM95 90H93L94 91V95H98V91H97V89H95ZM137 90H139V91H141V92H139V91H137ZM186 90H184L182 93V97L183 96H187L188 94H186L185 95V93H186ZM203 90V91H202ZM226 90V91H225ZM263 90V89H262ZM10 92V93H13V92ZM80 91V90H79ZM191 91V92H190ZM217 91V92H216ZM220 91H222V92H220ZM260 91V90H259ZM68 92L70 93V94H72V96L70 95V94H68ZM139 92V93H138ZM145 92V93H144ZM200 92H202V94L200 93ZM225 92V93H224ZM74 93H75V95H74ZM119 93V92H118ZM134 93V94H133ZM148 93V94H147ZM159 93V94H158ZM222 93V94H221ZM229 93V94H228ZM263 93H264V91H263ZM68 94V95H67ZM78 94H80V93H78ZM140 94V95H139ZM152 94V95H151ZM165 94V95H164ZM54 95V96H55ZM96 95V96H97ZM118 94H116V96H114L115 98H120V100H121V102H122V104L124 105L125 103V107L123 108L124 109V114L125 115H135L136 117L137 116H139L140 115V108H139V110H132L131 111V108L130 107H128V104H129V102L128 101H126L125 99V96L123 95V96H117ZM137 95V96H136ZM203 95V96H202ZM224 95H227V98L229 99H227V98H225V96ZM9 96H12V94H10ZM49 96V97H48ZM69 96V98H71L70 99V101H69V99L67 98ZM96 96H93L94 98H96ZM99 96V95H98ZM159 96H160V98H159ZM13 97H15V95H13ZM121 97H123L122 99H121ZM137 97H139V98H137ZM158 99H157V98ZM215 97H217V99L218 100H220V102L218 103V100L217 99H215ZM219 97H220V99H219ZM94 98H92V102L95 100ZM125 98V99H124ZM1 99V98H0ZM16 99H18L17 97H16ZM59 99H61V101L59 100ZM63 99H65V101H63ZM66 99H68V101L69 102H71V105H70V103H68V101L66 102ZM97 99V98H96ZM140 99H142V100H140ZM149 99V100H148ZM49 100H50V102H49ZM123 100V101H122ZM125 100V101H124ZM59 101H60V103H59ZM64 102V104L66 103L67 105L69 104V106H70V108H72L71 110L68 108V110L69 111H71V112H69V113H67L68 112V110H67V108H65L64 109V107L66 106L67 107V105L65 104V105H63L61 102ZM37 102H39V103H37ZM73 102V103H72ZM91 102V103H92ZM97 102V101H96ZM125 102V103H124ZM53 105H56V106H61L60 108H61V110H60V108L58 109L57 107V109H58V111H57V114L58 115H53L54 114V112L56 113V111H52V110H54L55 108V106H53ZM55 103H57V104H55ZM12 103H10L9 102V105H10V110H9V107L7 108L8 109V111L9 112H13V106L11 105ZM33 104L35 105L34 106V108H33ZM95 105H96V103H94ZM94 104H91V105H94ZM1 106H3V104H2V101L0 100V107ZM49 106H50V108H51V110L49 109ZM51 106H53V108L51 107ZM127 106V107H126ZM73 107L75 108V109H73ZM92 106H90V108H91ZM3 108V107H2ZM2 108H0V110L2 109ZM93 108V107H92ZM91 108V109H92ZM219 108V109H218ZM33 109H35V110H33ZM213 109V110H212ZM38 110H39V112H38ZM52 111V114H51V112L50 111ZM56 110V109H55ZM100 110V109H99ZM7 111V110H6ZM60 111L62 112V113H60ZM137 114H136V113ZM7 115L8 113H6V112H4V108H3V112H1L0 111V116L2 117L3 115ZM26 114V115H25ZM49 114H51L50 116H49ZM100 114V113H99ZM5 115L3 116L4 117V119H5ZM42 115H44V116H42ZM46 115H48L49 116V118H46V117H48V116H46ZM101 115V114H100ZM100 115H95L96 117H94V115L93 116H90L89 118H88V122H89V125L91 126V128H93L94 126L95 127H97L96 125L99 123V122H103V117L101 118V119H98V117L100 116ZM24 116H27V118L25 117L24 118ZM36 116H38L37 117V119L35 118ZM54 118H52V117ZM62 116V117H63ZM102 116V115H101ZM0 117V118H1ZM2 117V118H3ZM51 117V118H50ZM94 117V118H93ZM47 120H46V119ZM100 118V117H99ZM4 119H3V121H4ZM17 119V120H16ZM24 119H26V121L24 120ZM48 119H49V121L52 123L50 126H49V124H50V122L48 121ZM51 119V120H50ZM56 119H59L60 120V118L59 117H57ZM55 119V120H56ZM91 119V120H90ZM213 119V120H212ZM1 120L2 119H0V124H1ZM19 120V121H18ZM53 120V121H52ZM62 120H64V118L62 119L61 118V120H60V122L62 123L61 124V131L63 132V133H65V131H63V129H62V126H63V121ZM94 120H96V121H94ZM15 121H18V122H15ZM22 121H23V123H22ZM25 121V122H24ZM34 121H33V123H34ZM41 121V123H39ZM92 121V122H91ZM210 121V122H209ZM21 122V123H20ZM44 122V123H43ZM213 122V123H214ZM37 123L35 122L34 123V125L35 126H37ZM68 123V122H67ZM71 124H72V122H70ZM87 123V122H86ZM94 123H96V125H93ZM212 124V123H211ZM66 125V130H67V128H69L70 126H72L71 128V131L72 130H74L73 131V133L74 132H76V133H74V134H78V132H79V129H77V128H74V124H72V125H69V123L68 124H65ZM69 125V126H68ZM88 125V123L86 124V126ZM22 126V127H21ZM204 126V128H203V130H202V127ZM20 127H21V129H20ZM9 128L11 129V130H9ZM131 129V130H130ZM8 130V131H7ZM20 130H23V131H25V132H22V131H20ZM209 130V129H208ZM26 131H28V132H26ZM132 131V132H131ZM139 131V132H138ZM141 131V132H140ZM206 131H207V129H206ZM229 131V132H228ZM10 133V134H8V133ZM20 132V133H19ZM67 132V131H66ZM186 132H188V130L186 131ZM202 132H204V133H202ZM209 132V131H208ZM255 132V131H254ZM253 131H252V133H254ZM8 134V137H7V134ZM24 133V134H23ZM228 133V134H227ZM251 133V132H250ZM250 133H247V134H249L250 136L251 135H253L252 133L250 134ZM6 134V135H5ZM16 134L17 133H15V138H17V136H16ZM127 134V133H126ZM227 134V135H226ZM231 134V133H230ZM246 134V135H247ZM14 135V134H13ZM20 135H18V136H20ZM66 135V134H65ZM143 135L145 136V137H143ZM156 135V134H155ZM159 134H157L156 136H158ZM198 135V136H197ZM212 135V134H211ZM257 135H258V133H257ZM25 136V137H26ZM91 135H87V138L88 139H90L89 141H91V137H90ZM149 136H150V138H149ZM161 136H162V139L160 140V138H161ZM195 136V137H194ZM200 136V137H199ZM209 136V137H208ZM218 137V135H216V133H215V136L213 135V137H215L214 139H217V137ZM258 136H260V134L258 135ZM257 136V137H258ZM151 137H155L156 139H157V141H159V143H156L157 144V146H155L156 144H154L153 146H155L154 148L152 147V145H151V143H150V140H152L151 139ZM172 137V138H171ZM173 137H176V138H173ZM218 137V138H219ZM146 138V139H145ZM149 138V139H148ZM154 138V139H155ZM260 137H258V138H256L254 135L253 136H251V138H249V139H246V138H244L243 137V139H245V140H247V144H246V142H245V140H242V141H239L238 142V140H239V138H237L235 141H234V139H233V141H232V143L233 144H231L230 142H231V140H229V143L231 144H229L228 143V140L226 139V141H227V143L230 145H228V147L229 148H231L232 146H233V148H231L230 149V154H229V156H231V158H232V160H231V158L229 157V156H227L228 155V153H226V151H225V156L226 157H229L230 159H228L229 161H227V159L225 158L224 159V161H223V164L225 163V161H227L228 162V164H229V166H231V164H230V162H234V160H238V159H240L241 160V162L242 161H244V159H245V157L247 158V156H249V155H247L246 154V149L247 148H249L250 146H251V148H249V151H251L252 150V146H257L258 145V147L259 148H261L262 146H261V144H260V142H262L261 141V139H259ZM76 139V140H75ZM126 139H128V141H126ZM164 139V141H162ZM168 140V141H166L165 142V140ZM177 140V142H178V144H179V142H180V146L176 143V140ZM39 140V139H38ZM147 140H149V142H145V141ZM172 140H174V141H172ZM202 140V141H201ZM204 140V141H203ZM254 140V142L252 143V141ZM257 140H259L258 141V143L260 144H257ZM24 141V140H23ZM41 141V140H40ZM40 141H38V143L40 142ZM74 141H75V143H76V145H78V143L80 144V141L78 142V139H77V137H75L74 138ZM135 141H136V143H135ZM141 141H142V143H141ZM156 141V142H157ZM160 141H162L163 143L165 142L166 144H163V143H160ZM174 142L173 144H172V142ZM181 141H183V143L181 142ZM190 142L191 144H192V146H191V148L189 147V146H187V142ZM245 142V144L243 145V144H241V142ZM251 141V142H250ZM37 142V141H36ZM42 142V141H41ZM78 142V143H77ZM145 142V143H144ZM187 143V144H185V145H183L184 143ZM195 142V143H194ZM35 143V142H34ZM37 143V144H38ZM140 143V144H139ZM152 143H155V141H152ZM171 143V144H170ZM176 143V144H175ZM189 143V144H190ZM200 143V144H199ZM3 144H4V146H3ZM133 144V145H134ZM138 144V145H137ZM146 144V145H145ZM159 144V145H158ZM169 144L171 145L170 147H169ZM199 144V145H198ZM209 144V145H208ZM212 144V145H211ZM222 144H224V145H222ZM240 144H241V146H240ZM253 144V145H252ZM34 145V144H33ZM33 145H32V147H33ZM36 145V144H35ZM42 145H43V142H42ZM148 145V146H147ZM173 145V146H172ZM174 145H178V148H177V146H175L174 147ZM242 145H243V147H244V149H243V147H242ZM36 146H38V147H40V145H36ZM36 146L35 147H33L34 148V150H36ZM127 146H130V147H127ZM182 146V147H181ZM248 146V147H247ZM132 147V148H131ZM149 147V148H148ZM173 147V148H172ZM189 147V148H188ZM209 147V148H208ZM245 147H246V149H245ZM258 147H256L257 149H258ZM175 148L177 149V151L175 150ZM202 148V151L200 150ZM222 148V147H221ZM144 149V150H143ZM145 149H147V150H145ZM219 149V148H218ZM239 149V150H238ZM251 149V150H250ZM256 149V150H257ZM23 150H25V149H23ZM43 150V149H42ZM70 150H71V148H70ZM125 150V151H126ZM142 150V151H141ZM174 150V151H173ZM201 152H200V151ZM258 150H261V149H258ZM257 150V152H259ZM27 151V150H26ZM62 151H64V150H62ZM169 151L171 152V151H173V158H170L169 156H167L168 155V153H169ZM242 151H244V153L242 152ZM22 152H24V151H22ZM127 152V151H126ZM144 152V155L142 154ZM175 152V153H174ZM179 152V157H178V155H177V153ZM191 152H192V154H191ZM194 152V153H193ZM200 152V153H199ZM25 153V152H24ZM42 153L43 154H45L44 153V151H42ZM67 153H69V151L67 152ZM66 152L64 153L65 155H63L62 153V155L63 156H59V160H60V162H59V160L57 159L58 157L57 156H53V158H48V160L46 161H44V162H42V160H41V162H42V164H43V168H44V170L41 168V164H40V166H39V168L41 169V170H43V172L41 173V174H39V176H40V178H39V180L40 179H42L41 181L42 182H44L45 184H46V182L47 183H49L48 185V188H50V186L52 187V185H53V187L52 188H50V189H48L49 191H51L52 192V189L55 191H58V193H56V194H58V195H56V196H54V194H55V192H54V194H53V192L51 193H49V192H45V190H46V188H47V186H46V188H45V186H44V188L43 189H41V187H43V186H41L40 188H39V186H40V181L38 182L39 183V185L37 184V185H35L36 184V182H32V181H34V178L36 177L37 178V176H38V173H39V171H40V169L38 170V169H35V167L37 166V168H38V165H39V163H41L40 161H38L39 163H37V161H36V159H35V162L37 163V165H36V163H34V160H33V162L31 161V162H29V166H31L30 165V163L31 164H33L35 167H32V168H34V169H32V171L33 172H35L36 170V172L35 173H31V171H26V170H30V169H24L23 167L25 166V165H23L24 164V162L25 161H23V160H27V158H29L30 160H31V158L30 157H27V155H26V157H25V159H19V160H17V159H15V158H12L11 157V155H8V153H3L4 155V157L3 156H1L0 157V159L4 162V161H6L7 163H5L4 165L2 164V162H1V160H0V164H2L3 166H5L6 165V169H7V171H8V173H10V174H6V172H5V170L6 169H4V167L1 165V169H0V171L1 170H3V171H1L0 172V176L1 177H4V175L5 176H11L13 173H15V175L17 174L16 173V171L17 170H19V169H17V168H20V169H22L21 171H23V170H25V172L28 174V176H29V173H30V176H32L31 174H34L35 176H34V178H32V177H28V176H26L27 174H25V173H23V174H25V175H23V177H20V174L19 173H21V171L20 172H18V176H17V178L18 177H20V178H22V181H21V183H23L24 185H25V189L23 188V184H19V182H20V180H19V182H18V179H16V177H15V175L13 176H11V181L13 182H10V178H0L2 181H0V188L2 189H0V192H3L4 190V192H10V193H12L13 194V192H14V194H16L17 193V196H15L14 194H13V196H12V194H11V196H10V193H6V194H4V196H3V194L2 193H0V197H4V199H3V197L2 198H0V200L2 199V201H0V203H1V206L2 207H0V212L2 211V210H6V209H8V208H6V206H8L9 207V210H10V212H8L9 210H6L5 212L6 213H9V214H5L4 212H1L0 213V215L2 214V213H4L6 216H4V214L3 215H1V216H4V221L8 218L7 216H9V218L10 217H12V219L10 218V219H7V221H9L8 223H10L11 224V222H10V220H13V217L15 218L14 220L16 221V219H18L17 218V213H15V210H14V208L17 206V205H20V211H21V214H20V211L18 212L19 214V216H22L23 217V214L24 213H26V214H24V215H26V216H32L31 218H30V220L27 218V219H24L25 217H23V220L25 221H21V220H19V221H16V223H18V222H22V224H26L27 223V220H29V222L30 223H32V218L34 217L35 218V220L37 219L38 221L36 222V223H33V225H35L34 227H33V225L31 224V226H32V228H34V229H31L29 226H30V223L28 222L27 224H29V226H27L26 225V227H24V228H22L23 226H21L20 224V229H18V227H15V226H18V225H16L15 224V226H14V222H12V224H13V227L14 228H16V229H18V233L16 232V230L12 227V225L10 226L12 229L10 230V229H7V225H8V223L6 224V222L4 223V221L2 220L3 218L0 216V220H2V221H0V223L2 224V226H3V223L4 224H6V226L4 227L3 226V228H5V231L3 232L2 230H0V234H3L4 233V236L3 235H0V244L2 243L1 241V239H3L4 240V243L3 244H1L0 245V251H4V249H7V247L10 245V243H11V241L13 240V242L15 241V238H17L16 239V241H15V243L14 244H11V245H14L13 247H14V249H13V251H9V249H11V248H9L8 247V249H7V253H4V252H6V251H4L3 252V254L5 255V256H7L8 258H13V256H9V253H8V251L10 252V254H12V253H15V254H18L19 256H17V257H20V258H22V256L25 258V256H24V253H26L25 255L28 257V254H29V262L30 261H33V263H27V261H25L27 264H35V262L34 261H36V256H37V258H39V259H41V261H43L44 260V262L43 263H45V264H74V263H76L77 262V264H78V262H79V260H81L80 262H79V264H88V262L90 261V263L92 264L93 263V261H94V263L93 264H96V263H99V261L100 262H102V260H103V262L105 261V263L107 264L108 262V264H113L115 261L117 262V264H120V263H122V264H126L125 263V261H124V259L125 260H129V258L128 259H126L124 256H126V254H122V253H120V252H118V247H116V245H117V243H119V242H117V241H115L116 243H114V245H115V247H114V245H113V242H112V240L111 239H109V240H111V241H109L108 240V243L106 242V241H104V240H106L107 238H106V236H104L105 235V233L107 232H105V229L107 228V227H109V228H107L106 230H111L110 228L112 227V229L114 228V225H111V224H114V223H111L110 224V222H109V224H110V226L107 224L106 225V223H108L107 222V220H106V222H105V220L104 219H106L107 218V216L105 215V214H102V212H101V214H99V215H95L96 216V220L95 221H97L96 223L94 222L93 224L92 223H89V221H87V222H84L83 223V220H86L88 217L87 216H90V214H84V213H81L80 211H78L77 209H76V207L78 208V206H76V205H78L77 203V201H78V199H77V194H73V185H72V183L73 182H75L76 183V181H74L75 180V178H77L78 177V175H76V174H73V177H71L70 179L72 180L73 179V182H69V184L67 185V183H68V181L69 180H67V181H65V180H61L60 179V177H61V175H62V172H66V170H67V168L69 169V167L68 166H64V167H67V168H64L63 166V168L65 169V171H62V169H61V166L59 167V166H57V165H61L62 163H64V162H67L66 161V159H68L67 157L69 156H67L66 154H67ZM71 153H72V150H71ZM119 154V152H115V154ZM161 153V154H160ZM170 153V154H171ZM196 153V154H195ZM232 153H234V154H232ZM247 153H248V151H247ZM2 154V153H1ZM28 155H29V152L27 153ZM113 155L112 154V157H115L116 155ZM130 153L129 152H127L125 155L126 156H124V158L125 157H129L130 155H129ZM163 154H165V155H163ZM167 154V155H166ZM169 154V155H170ZM171 154V155H172ZM245 154L247 155V156H245ZM250 154V153H249ZM9 156V157H11V158H9L11 161L12 160H14L15 159V161H16V163H18L19 164V162H20V164H19V166L17 167V165H15L16 163H14L15 161H12L13 163H10L11 161L9 160V159H7L8 157L7 156ZM46 155V154H45ZM48 155V154H47ZM46 155V156H47ZM124 154L122 153V156H123ZM129 155V156H128ZM143 157H142V156ZM157 155H158V158H159V155L161 156V155H163V156H166V157H160V159H162V160H159L161 163L163 162V159H164V161H165V159H166V161L165 162H163L162 164L158 161V158L156 159V157H157ZM175 155H176V157H175ZM180 155L182 156V158L183 159H185V160H182L183 162H179V160H180ZM45 156V157H46ZM64 156H66V159H64ZM118 156V155H117ZM117 156H116V158H117ZM194 156V157H193ZM198 156V157H197ZM233 156V157H232ZM239 156H241V157H239ZM7 157V158H6ZM120 157H121V154H120ZM152 157H154V158H152ZM175 157V158H174ZM237 157V158H236ZM4 158V159H3ZM61 158H62V160L64 159V161H61ZM84 158V157H83ZM122 158V157H121ZM123 158V159H124ZM167 158H169L170 159V161L172 162H170ZM177 158V159H176ZM178 158H179V160H178ZM199 159L200 158V160L198 161H196L197 163H199V162H201V164H200V166H199V169H197V167H198V165L195 167V165H196V163L194 162L195 161V159ZM7 159V160H6ZM41 159H43V158H41ZM49 159H51V161L49 160ZM55 159H57L56 161H53V160H55ZM85 159H87V157H85ZM85 159H82V160H85ZM118 159H119V156H118ZM126 159V160H127ZM156 159V160H155ZM171 159H176V160H178V162L177 161H175V162H173L174 160H171ZM192 159V160H191ZM248 159V158H247ZM21 160V161H20ZM155 161V163H154V161ZM168 160V161H167ZM194 160V161H193ZM239 160V161H240ZM29 161V160H28ZM49 161V162H48ZM57 161L59 162V163H57ZM71 161V162H70ZM151 161H153V164H155V166L153 167L152 165L150 166L149 165V163L151 162ZM262 161V160H261ZM48 163L47 164V166L45 165L46 163ZM62 162V163H61ZM68 162H70L69 164H73V163H76L75 161H73L71 158H69L68 159ZM67 162V163H68ZM73 162V163H72ZM169 162V163H168ZM194 162V163H193ZM240 162V163H241ZM27 163V161L25 162V164ZM45 163V164H44ZM49 163L50 164H53L52 166L51 165H49ZM56 163V164H55ZM61 163V164H60ZM99 163H101V162H99ZM98 163V164H99ZM132 163V164H131ZM141 163H139V164H141ZM152 163V162H151ZM167 163V164H166ZM7 164H8V166H10V167H12V166H16L15 168L14 167H12V171H11V169H8V168H10V167H7ZM10 164H13V165H10ZM22 164V165H21ZM65 164V163H64ZM131 164V165H130ZM138 163H137V165H139ZM174 164V165H173ZM208 164H210L209 166V169H206L207 168V166H208ZM225 164H227V163H225ZM20 165H21V167H20ZM27 165H28V163H27ZM26 165V168H28L29 166H27ZM32 165V166H33ZM74 165V164H73ZM75 165H77V164H75ZM74 165V166H75ZM97 165V164H96ZM108 165V167L110 168V169H112V164L111 163H108L107 164ZM192 165V166H191ZM193 165H194V167L195 168H193ZM207 165V166H206ZM244 165H246V166H244ZM49 166H51V167H49ZM55 166H57V167H55ZM73 166V167H74ZM99 166V165H98ZM47 167V170H48V168H50V170H48V171H51V172H48V171H46V168ZM54 167V168H53ZM13 168H14V171H13ZM57 168V169H56ZM99 168V167H98ZM154 168V169H153ZM226 168V169H225ZM250 168V169H249ZM15 169H16V171H15ZM52 169L54 170L55 169V171L59 174L60 173V176H59V178H58V180H60V182L62 181H64V182H67L65 185V187L62 185H57V184H52V183H54V181L56 180L57 181V183H59V181L57 180V179H55L54 180V178L52 177V176H54L53 174H54V172L55 171H53V173H52ZM58 169H59V171H58ZM194 169H197V170H195L194 171ZM249 172H248V171ZM251 170V171H250ZM209 171H207V172H209ZM2 172L4 173V175H1L2 174ZM74 172V171H73ZM75 172H77V171H75ZM227 172V173H226ZM257 172H259V171H257ZM36 173H37V175H36ZM44 173H46L45 174V176H47L46 178L49 180V176L50 175H52V176H50V180L51 181H48V180H46V181H43L44 180V178H45V176H44ZM47 173L49 174V176L47 175ZM144 175H143V174ZM146 174V175H145ZM235 174V175H234ZM22 175V174H21ZM65 175H67V174H65ZM65 175L63 176L64 178H62V179H65L66 177H65ZM143 175V176H142ZM251 175V176H250ZM145 176V177H144ZM24 177H27L26 179L27 180H25V178ZM75 177V178H74ZM131 177V176H130ZM142 177V178H141ZM13 178V179H12ZM29 178H32L31 180L29 179ZM45 178V179H46ZM206 178V179H205ZM5 179H7L8 181L6 182V180H5V182H4V180ZM14 179L15 180H17V183H15L16 184V186L14 187V186H11V185H13L14 184ZM53 179V180H52ZM25 180V181H24ZM38 180V179H37ZM77 180V179H76ZM28 181V182H27ZM35 181H36V179H35ZM103 182L102 181V179H100V180H98L97 182ZM137 181H138V183H137ZM143 181V182H142ZM227 181V182H226ZM9 182V183H8ZM16 182V181H15ZM24 182H26V183H24ZM30 182H32V186H33V184H34V187H37V188H39V189H41V190H36L37 188H34V187H32V190L30 189L31 188V183ZM116 181H113V185H117L116 183H115ZM126 182V183H127ZM148 182V183H147ZM4 183V184H3ZM10 183H12L11 185H10ZM27 183H29V187H26V186H28V184ZM74 183V184H75ZM111 183V182H110ZM146 183V184H145ZM165 183H169L170 185L168 186V185H166L165 187H166V190H165V187H163V189H164V191L162 190V185L164 186V184ZM176 183V184H175ZM222 183V184H221ZM8 185V186H10L9 188H11V190L9 189V188H7L6 187V185ZM42 184V183H41ZM60 184V183H59ZM151 184V185H150ZM175 184V185H174ZM177 184H178V186H177ZM259 185V186H257V185ZM1 185L2 186H4V188L3 187H1ZM17 185H18V188H16L17 187ZM56 185V186H55ZM135 185V186H134ZM150 185V186H149ZM171 185H173L174 187H172ZM230 185V186H229ZM263 185V186H262ZM20 186V187H19ZM68 186V187H67ZM72 187L71 189H70V187ZM144 186V187H143ZM168 186V187H167ZM176 186H177V188H176ZM206 186V187H205ZM13 187L14 188H16V190H18V189H20V188H22V190H25L26 191V189L28 188V190H30L29 192H32L31 194L30 193H28L29 194V196H31V197H29V198H33L34 200L35 199H37V200H35V203H36V205L34 204H31L32 203V201H33V199H32V201H31V199L29 200V199H27L28 197L27 196H24L25 198H26V200H25V202L26 201H30V202H26L27 204H28V206H27V204H26V206L28 207V209H25L26 208V206L24 207V205L22 206V209H25L26 211L23 213V211L24 210H22L21 209V203L19 204V202H16V201H19V200H22L23 199V196H22V199H16V198H20L21 197V195H27V193L25 194H23L22 193V191H20V190H18V191H16V190H14L13 189ZM54 187H58L57 189H54ZM75 187V186H74ZM137 187V188H136ZM7 188V189H6ZM159 188V189H158ZM182 188V189H181ZM254 188H259V190L261 189V193L259 192V191H257V193H256V189L254 190ZM4 189V190H3ZM12 189H13V191H12ZM34 189H35V191H39V194H37L38 195V197L39 196H41V197H35L34 196V194L35 193H33V191H34ZM64 189V190H63ZM148 189H150V193H149V190ZM179 189V190H178ZM181 189V190H180ZM210 189V190H209ZM236 189V190H235ZM7 190H9V191H7ZM28 190H27V192H28ZM48 190H46V191H48ZM142 190V192L140 193V191ZM156 190V191H155ZM253 190V191H252ZM258 190V189H257ZM12 191V192H11ZM15 191H16V193H15ZM34 191V192H35ZM40 191L42 192V191H44L45 193H40ZM133 191V192H132ZM152 191V192H151ZM171 191V192H170ZM250 191L251 192H255V194H254V196H253V194H250ZM126 192H130V191H128L127 189H126ZM125 192V193H126ZM163 192V193H162ZM183 192V193H182ZM195 192V193H194ZM244 192V193H243ZM19 193V194H18ZM22 193V194H21ZM36 193H38V192H36ZM46 193H49L50 195L51 194H53V195H49V194H47V198L48 199H45L44 200V198H43V195L44 194H46ZM62 193V194H61ZM66 193V194H65ZM71 193V194H70ZM131 193L133 194L134 193V190H131ZM206 193H208L207 195H208V199L206 198L205 200H206V202H205V200H204V198L205 197H207V195H206ZM213 195V196H211V194ZM222 193V194H221ZM258 193H259V195L260 196H258ZM9 195V198L11 197V199H13L14 198V196L16 197L15 199L16 200H14L16 203H14V204H10V202L11 203H13V201L12 200H8V195ZM41 194H43V195H41ZM69 194V195H68ZM132 194L131 195H129V196H131L132 197ZM138 194V195H139ZM143 194H145V195H143ZM147 194H148V197H147ZM152 196H151V195ZM177 194V195H176ZM188 194H190V195H188ZM224 194H225V199H223L224 198ZM238 196H237V195ZM262 194V195H261ZM20 195V196H19ZM151 197H150V196ZM173 195H176V196H173ZM179 195L181 196V197H179ZM186 195V196H185ZM222 196V198H219V197H217V196ZM248 195H250L251 196V198H252V200H251V198L249 199V198H247L248 197ZM19 196V197H18ZM33 196V197H32ZM45 196V195H44ZM49 196H50V199H51V201L48 203V202H46V201H49ZM59 196V197H58ZM137 196V195H136ZM172 196H173V198L174 199H172ZM184 196H185V199H184ZM187 196H188V199H186L187 198ZM190 196V197H189ZM205 196V197H204ZM233 196H235V197H237V198H235L236 200L235 201H237L238 202V204L237 203H235V201H233V204H232V202H230V200L233 198V200H234V197ZM239 196H241V197H239ZM249 196V197H250ZM13 197V198H12ZM35 197V198H34ZM56 197V198H55ZM126 197H128V194H127V196ZM150 197V198H149ZM153 197V198H152ZM183 197V198H182ZM191 197H193V200L194 201H196V202H198L199 204H197V203H195L194 201V203L193 204H195L196 206H194V208L191 210V212L189 213V214H185V213H183V214H181V215H183V216H187L186 217V219H183V220H181L182 221V223H179L178 221H176L177 219H175V217L176 216H174L173 214H171V210H174V209H176V207H178L179 206V204H180V202H181V207H178L177 209H183L185 206H188V202L190 201L191 203H192V198ZM218 198V201H220V200H225V204L226 205H224V204H222L221 202H223L224 203V201L222 200L220 203L218 202V201H216L215 203H217V204H214V203H212V202H214L213 200H216L217 198ZM230 197V199H228ZM239 197V198H238ZM242 197H244V199H245V197H246V199H248L247 200V204L245 203H243V202H245V201H243L244 199H242ZM43 198V200H41ZM52 198H53V201L55 202H53L52 201ZM58 198V199H57ZM69 200H68V199ZM79 198V197H78ZM81 198V197H80ZM130 198V197H129ZM128 198V199H129ZM147 198V199H146ZM178 198V199H177ZM213 198V199H212ZM216 198V199H215ZM259 198V199H258ZM5 199H7V200H5ZM39 199V200H38ZM60 199H63V200H60ZM65 199V200H64ZM132 199V198H131ZM135 199H136V197H135ZM157 199V200H156ZM180 199H182V200H180ZM190 199V200H189ZM202 199V200H201ZM239 199H242V201L243 202H241V200H239ZM8 201L9 203L8 204H6L5 205V202L4 201ZM66 200H68V201H66ZM74 200V201H73ZM130 200V199H129ZM133 200V199H132ZM149 200V201H148ZM172 200V201H171ZM189 200V201H188ZM201 200V201H200ZM239 200V201H238ZM253 201V202H251V201ZM37 201V202H36ZM42 202V204H44V205H46L47 203H48V205H46L44 208H47V206H51V204L50 203H52V206H51V210H53V209H57L56 207H59V208H62L61 210H59L61 213H63V214H60V212L58 211V210H56V211H58L59 213H57L56 211H53L52 213H51V210H50V206L48 207L49 208V210H50V213L51 214H53V213H57V215H52V217L51 218H49V216H48V219H49V221L46 219V217H47V215H45V214H47L48 212H46L47 210H45V209H41V208H39L38 207V205H40V207L42 206V208H43V206L44 205H41V203H38V202ZM44 201H45V203H44ZM76 201V202H75ZM80 201V200H79ZM184 201V202H183ZM185 201H186V203H185ZM203 202V203H206L205 205L204 204H202L201 205V203L200 202ZM24 202V201H23ZM66 202V203H65ZM76 203V205L75 204H73V203ZM142 202V203H141ZM146 202H148L149 204H146ZM169 202V203H168ZM173 202V203H172ZM227 202H229V203H227ZM251 203V204H253L254 202L256 203H254L253 205H255V206H252L253 208H252V210H254V211H258V212H260V211H263L262 213L260 212V214L258 213V215L256 214V212H253V211H251V204H249V203ZM2 203H4L3 205H2ZM59 203V204H58ZM68 203V204H67ZM72 203V204H71ZM144 204L143 206L141 205H139V204ZM153 205V207H152V205ZM162 203L163 204H166L167 205V207H166V205H164L165 207H163V205H162ZM174 203H176L177 205H175ZM259 203V204H258ZM24 204V203H23ZM55 205V207H54V205ZM169 204H171L170 206H168ZM212 204V205H211ZM261 204H263V205H261ZM15 206L14 208L13 207H11V206ZM29 205H32L35 209H38V211H36L32 206H31V210H30V207H29ZM58 205V206H57ZM139 205V206H138ZM157 205H159V206H157ZM223 205V206H222ZM246 205V206H245ZM248 205H249V207H248ZM175 206V207H174ZM213 206V207H212ZM219 206V207H218ZM233 206V207H232ZM245 206V207H244ZM257 206H259V207H257ZM260 206H262L261 208V210L259 209L260 208ZM24 207V208H23ZM36 207H38V208H36ZM52 207H54L53 209H52ZM144 207V208H143ZM156 207H157V209H156ZM159 207H162V209H160V210H162L161 212L158 210L159 209ZM174 207V208H173ZM19 208H18V206H17V209L19 210ZM133 208H135V207H133ZM153 208V209H152ZM163 208H164V210H165V213H164V210H163ZM170 208V209H169ZM205 208H206V210H205ZM241 210H240V209ZM257 208V209H256ZM156 209V210H155ZM250 209V210H249ZM11 210H12V212H14V214L13 213H11ZM14 210V211H13ZM17 210V211H18ZM28 210H30V211H28ZM45 210V211H44ZM69 210H72L71 211V213H65V212H69ZM76 210V211H75ZM136 210V209H135ZM16 211V212H17ZM32 211V212H31ZM40 211V214L38 215V212ZM63 211V212H62ZM131 211V210H130ZM129 211V212H130ZM133 211V210H132ZM153 211V212H152ZM156 211H159V212H156ZM168 213H167V212ZM209 213H208V212ZM36 212V213H35ZM41 212L43 213H45V214H43L44 216V219L43 218H40V215H41ZM249 214H251V215H249ZM23 213V214H22ZM30 213H32V214H30ZM48 214V215H50L51 216V214ZM100 213V212H99ZM157 213V214H156ZM170 213V215H172V216H174V217H172V216H170V215H168ZM211 213V214H210ZM217 213V214H216ZM28 214H30V215H28ZM34 214V215H33ZM66 214V215H65ZM185 214V215H184ZM207 214H209V215H207ZM248 214V215H247ZM254 214H256V215H254ZM261 214H263V215H261ZM10 215H13V216H10ZM15 215V216H14ZM67 215H69V217H67ZM153 215V216H152ZM155 215H158V216H155ZM161 215V216H160ZM164 215V216H163ZM168 217H167V216ZM199 215H200V217H199ZM207 215V216H206ZM62 216V217H61ZM104 216H105V218H104ZM149 216V217H148ZM152 216V217H151ZM164 217L163 218V220L161 221V217ZM170 216V217H169ZM190 216V217H189ZM259 216L261 217V218H259ZM6 217V218H5ZM134 217H132V218H134ZM155 217L157 218V219H155ZM158 217L159 218H161V219H158ZM166 217V218H165ZM256 217H258V220H257V218ZM104 218V219H103ZM115 217L113 216L112 217V220L114 219ZM176 218H178V217H176ZM189 218V219H188ZM249 220H248V219ZM253 218H255V220H251V219H253ZM263 218V219H262ZM45 219H46V221H45ZM66 219V220H65ZM103 219V221H104V223L102 224V222H101V220ZM140 219V220H139ZM165 219V220H164ZM171 219V220H170ZM172 219H174V220H172ZM208 219V220H207ZM261 219L263 220V222L261 221ZM34 220V221H35ZM42 220V221H41ZM112 220H110L111 222H112ZM188 220V221H187ZM206 220V221H205ZM247 220V221H246ZM257 220V221H256ZM33 221V222H34ZM45 221V222H44ZM90 221H93V220H90ZM160 221V222H159ZM164 221L166 222V223H168L167 225H169V227H166V225H165V227H164ZM180 221V220H179ZM246 221V222H245ZM250 221H252V222H254V221H256V222H254L255 224H259V221H261L262 222V224H260V225H258L259 227L257 228V226H256V232L254 231L255 229V225H254V223L252 224V222H250ZM3 222V223H2ZM260 222V223H261ZM40 223V224H42V225H38V224ZM100 223V224H99ZM159 223H160V225H159ZM165 223V224H166ZM171 223H174V225H172V226H176V225H179L181 228V230L179 229V227H176V228H178L177 229V231L178 232H176V233H174L176 230H175V228H171ZM177 223V224H176ZM179 223V224H178ZM185 223V224H184ZM199 223V224H198ZM1 224H0V227L2 228V226H1ZM45 224H47V225H45ZM92 224V225H91ZM149 224V225H148ZM38 225V226H37ZM90 225V226H89ZM147 225V226H146ZM159 225V226H158ZM163 225V228H164V230H163V228H160V226H162ZM251 225H253L252 227H251ZM41 228H40V227ZM45 226V227H44ZM73 226V227H72ZM107 226V227H106ZM36 227H38V228H36ZM77 227V230H80L81 229V232H77V231H75L76 228ZM93 227V228H92ZM147 227L149 228V229H147ZM158 227V228H157ZM185 227V228H184ZM208 227V228H207ZM254 227V228H253ZM9 228V227H8ZM27 228V229H26ZM251 228H253V231L251 230ZM13 229H14V231H15V233L13 232L12 233V231H13ZM30 229V230H29ZM142 229V230H143ZM145 229H146V231H145ZM163 231H165V232H163ZM258 229V230H257ZM6 230H10L11 231V235H9L8 236V232H10V231H6ZM24 230V233L22 232ZM149 230H152L151 232L149 231ZM155 230H160L161 231V233H153V232H157V231H155ZM204 230V231H203ZM2 231V232H1ZM20 231V232H19ZM28 231V232H27ZM95 231H97V234H94L93 235V233H95ZM100 231V232H99ZM102 231V232H101ZM105 233H104V232ZM148 231H149V233H148ZM166 231H168L167 233H166ZM189 231V232H188ZM250 231H252L253 233L255 232L256 234H257V232H258V234H259V236L260 237H257V235L256 236H253V237H255V240H254V242L256 243V244H254V242L252 241V242H247L246 243V241H247V239L248 238H250L252 235H255V233L254 234H252V232H250ZM261 231V232H260ZM5 232H6V234H5ZM159 232V231H158ZM173 232V233H172ZM195 232V233H194ZM251 233V235H249V234H247V233ZM18 235H17V234ZM26 233V234H25ZM76 234V233H78V234H76L75 235V237L76 238H73L74 236H73V234ZM80 233L83 235H86L87 237H88V235H89V237L90 238H92L93 240H95L94 239V237L96 238V240L94 241V242H92V239H90L89 237L88 238H85L84 237V235L82 236H80L79 237V235H80ZM90 233V234H89ZM98 233H103V237H100V236H102V235H100V234H98ZM144 233V234H143ZM146 233H148L147 235H148V237L151 239H149L148 241H154L155 243H156V241H157V243L155 244L154 242V246H153V244H148L147 245V247H146V245L144 246V244H147V243H144L145 241H143V238H145L144 240H146V239H148V237H147V235H145ZM151 233V234H150ZM153 233V234H152ZM260 233H262V234H260ZM20 234V235H19ZM21 234H23V235H21ZM88 234V235H87ZM155 234V236H153ZM157 234H158V236L161 234V235H164V236H161V238H160V236H159V238H158V236H157ZM168 235V236H165V235ZM194 234V235H193ZM15 235V236H14ZM92 235V236H91ZM181 235V238L179 237ZM195 235H197V236H195ZM201 235V236H200ZM246 235H248L249 237L247 238V239H245L246 237ZM263 235V236H262ZM7 236V237H6ZM13 238L12 240H11V237ZM19 236V237H18ZM22 236V237H21ZM26 236V237H25ZM65 236H67V240L65 241L64 239H65ZM70 238H69V237ZM177 236H178V239H177ZM263 238H262V237ZM2 237V238H1ZM4 237V238H3ZM5 237H6V239H5ZM10 237V238H9ZM100 237V238H99ZM105 237V239L103 240L102 238H104ZM147 237V238H146ZM152 237H156L158 240H156L155 241V239H152ZM195 237V238H194ZM208 237V238H207ZM250 238L251 240H253L254 238ZM8 238L10 239V243H9V240H8ZM162 238H163V240H162ZM256 238H259V239H256ZM22 240V242H21V240ZM56 239H58L59 240V242L57 243V242H55V244H53L52 243V241L53 240H56ZM73 239H75V240H73ZM87 239V244L90 242V240H91V242L93 243V247H90V245H87L86 244V240ZM88 239H89V241H88ZM113 239V238H112ZM5 240H8V242L7 241H5ZM99 240H102V242L100 243V242H98ZM140 240V241H139ZM190 240V241H189ZM246 240V241H245ZM249 240V239H248ZM251 240H249V241H251ZM258 242H257V241ZM259 240H261L260 242H259ZM18 241V242H17ZM67 241H69V242H67ZM114 241V240H113ZM141 241L143 242V243H141ZM147 241V240H146ZM161 241V242H160ZM167 241V242H166ZM205 241V242H204ZM12 242V243H13ZM75 242H77L76 244H75ZM83 242H85L84 244H85V246H87L88 248H87V250H85L86 249V247L84 246V244H83ZM96 242H98V244L99 245H97V243ZM105 242L107 243V244H105ZM111 242V245L109 244ZM165 242V243H164ZM198 242V243H197ZM204 242V243H203ZM41 243V244H40ZM74 245H73V244ZM79 243V244H78ZM81 243L83 244V245H81ZM92 243H90L91 245H92ZM94 243H95V245L96 246H99V247H96L95 245H94ZM102 243H103V245H102ZM164 243V244H163ZM251 243H253L254 245H252ZM258 243V244H257ZM261 243V244H260ZM8 244V245H7ZM21 244V245H20ZM143 244V245H142ZM181 244V245H180ZM187 244V245H186ZM249 244H251V245H249ZM19 245V246H18ZM28 245V246H27ZM44 245V246H43ZM58 245V246H57ZM101 245V246H100ZM105 245H107V246H105ZM108 245H110V246H108ZM121 245V244H120ZM140 245H141V247H140ZM150 245V246H149ZM155 245H157V246H155ZM167 245V246H166ZM258 245H263V246H261L262 247V249L260 248V246H258ZM31 246H33V248L31 247ZM41 246V247H40ZM78 246V247H77ZM103 246V247H102ZM118 246V245H117ZM134 246H136V247H134ZM165 246V247H164ZM194 246V247H193ZM250 246H255L256 248H257V251L258 252H260V254L258 253V252H256V248H249ZM6 247V248H5ZM111 247H112V249H111ZM127 247H129V248H127ZM137 247L138 248H144L145 247V249L143 250V249H138L137 250ZM152 247V248H151ZM157 247V248H156ZM179 247V248H178ZM244 247H245V249H244ZM36 248V249H35ZM40 248V249H39ZM57 248H58V250H57ZM85 248V249H84ZM90 248V249H89ZM91 248H94V249H91ZM95 248H97V249H95ZM103 248H108L106 251L103 249ZM154 248V249H153ZM175 248V249H174ZM179 249V251H178V249ZM199 248H200V251H202L204 254L202 255V252L200 253V252H198L199 251ZM260 250H259V249ZM33 249V250H32ZM59 249H61V250H59ZM102 249V250H101ZM111 250L110 252H107L108 250ZM115 249H116V251H115ZM129 249V250H128ZM134 249H136V251H138V252H136V253H134ZM151 249H153V250H151ZM156 249V250H155ZM195 249V250H194ZM198 249V250H197ZM251 249L253 250V249H255V250H253V252L251 251ZM12 250V249H11ZM21 250H23L22 252H24V253H22L21 252ZM91 251L90 253L88 252V251ZM187 250V251H186ZM17 251V252H16ZM42 251V252H41ZM60 251V252H59ZM104 252V254H103V252ZM115 252L117 255L119 254V256L118 257H115V256H117V255H115L113 252ZM144 251V252H143ZM12 252V253H11ZM39 252V253H38ZM47 252V253H46ZM64 252H66V253H64ZM75 252V253H74ZM79 252V254H77ZM86 252V253H85ZM97 252V253H96ZM112 252V253H111ZM118 252V253H117ZM126 252H124V253H126ZM194 252H198L199 253V255H196L195 256V253ZM0 253H2V252H0ZM19 253H22V254H19ZM82 254V256H81V254ZM102 253V254H101ZM105 253H108V254H105ZM110 253V254H109ZM129 253V254H128ZM134 253V254H133ZM140 253H143V256L140 254ZM258 253V254H257ZM261 253H263L262 255H261ZM40 254V255H39ZM73 254H75V257H74V255ZM88 254V255H87ZM98 254V255H97ZM112 254V255H111ZM123 255V256H120V255ZM177 254V255H176ZM256 254H257V256L258 255H260L259 256V258H257L256 257ZM41 255H44V258H43V256H41ZM60 256V258H59V256ZM66 255V256H65ZM73 255V256H72ZM79 255V256H78ZM84 255V256H83ZM98 257H97V256ZM99 255H100V257H99ZM106 257V259H105V257ZM107 255V256H106ZM110 255V256H109ZM115 255V256H114ZM138 255H140L141 256V258H140V256H138ZM202 255V257H200ZM34 256H35V258H34ZM49 256V257H48ZM72 256V258H70ZM83 257V259L81 258V257ZM135 256V255H134ZM166 256V257H165ZM173 256V257H172ZM187 256H188V258H187ZM200 257V260H198L199 259V257ZM204 256V257H203ZM51 257V258H50ZM79 257L81 258V259H79ZM93 257H95V258H93ZM102 257L104 258V259H102ZM120 257V258H119ZM122 257H124V258H122ZM172 257V258H171ZM190 257H193V258H190ZM74 258V259H73ZM85 258V259H84ZM98 258H101V259H99L98 260ZM116 258H117V260L119 261H117L116 260ZM143 258V259H142ZM176 259L174 262L172 261V260H170V259ZM23 259V258H22ZM22 259L21 260H19V261H21L22 262ZM28 259V258H27ZM26 259V260H27ZM38 259V260H39ZM43 259V260H42ZM46 259V260H45ZM48 259V260H47ZM79 259V260H78ZM89 259V260H88ZM90 259H92V262H91V260ZM94 259V260H93ZM107 259L109 260V261H107ZM115 259V261H113ZM120 259V260H119ZM140 259V260H139ZM182 259V260H181ZM12 260H16V259H12ZM24 260V259H23ZM61 262H60V261ZM85 260V261H84ZM87 260H88V262H87ZM97 262H96V261ZM110 260H112L113 262H110ZM121 260H122V262H121ZM147 260V261H146ZM170 260V261H169ZM181 260V261H180ZM198 260V261H197ZM18 261V262H19ZM139 261V262H138ZM146 261V262H145ZM169 261V263H167ZM197 261V262H196ZM258 261V262H257ZM12 262V261H11ZM17 262V261H16ZM15 262V264H18V263H16ZM58 262V263H57ZM82 262V263H81ZM99 263V264H105V263ZM124 262V263H123ZM196 262V263H195ZM199 262V263H198ZM10 263V262H9ZM8 263V264H9ZM5 264V263H4ZM7 264V263H6ZM13 264V263H12ZM114 264H116V263H114ZM135 264V263H134ZM140 264H142V263H140Z\"/></svg>",
	"mask_w": 264,
	"mask_h": 264
},
{
	"label": "clouds",
	"instance_id": "clouds-1",
	"mask_svg": "<svg viewBox=\"0 0 264 264\" xmlns=\"http://www.w3.org/2000/svg\"><path fill=\"white\" fill-rule=\"evenodd\" d=\"M242 126L249 132L256 130L258 134L264 133V111L259 109L247 111Z\"/></svg>",
	"mask_w": 264,
	"mask_h": 264
}]
</instances>
